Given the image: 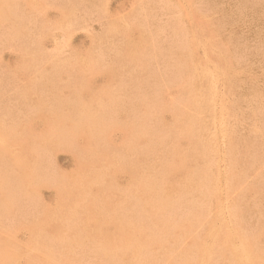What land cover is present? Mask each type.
Masks as SVG:
<instances>
[{"label": "rangeland", "instance_id": "374dc122", "mask_svg": "<svg viewBox=\"0 0 264 264\" xmlns=\"http://www.w3.org/2000/svg\"><path fill=\"white\" fill-rule=\"evenodd\" d=\"M2 1H4L6 3L7 0H0V2H1L0 3V8H1L0 10H2L0 12L2 14V16L0 15V19L2 17L4 18L3 24H2V22H0V24H1V27H0V32H1L0 33V38H1L0 41H1V43L0 44L2 45V47L0 45V47L2 48L0 50V124H1L0 125V128H1L0 139H2L5 143H7L4 140L6 138L8 143L5 145L3 144L4 143L3 141H2L3 143H0L3 145V147H2V145H0V150H2L4 152L3 158L0 155L1 156L0 157V163H1L0 165L3 168L2 169L0 167L1 168L0 173H4V175L3 174L0 175L1 176L0 177V185H1L0 186L1 187L0 192L2 191L0 193V243H2V245H0V251L1 250L3 251L2 253H0V257H1L0 262L2 264H4V263L5 264H27L28 262L33 261V263L31 262L28 264H34V261H35V264H39V263L44 264L46 261L45 264H54V263L55 264H63V263L64 264H72V263L73 264L74 263L82 264L83 262H84L83 264H87V262H89L88 264H90L91 261H93V262L95 261L94 262L95 264H100L101 262L104 261V263H102V264H106V263L109 264V262L112 261L110 264H113V263L117 264L119 261L118 264H137L138 262L141 264H144V263L145 264H150V263L152 264L153 262H154L153 264H167V263L168 264H200V263L202 264V262H203V264H208V263H212V264L213 263L214 264L215 263L216 264H220V263L221 264H224V263L225 264H230V263L231 264H239V260H240V264H259V263L264 264V0H95V2H93L94 0H92V1L91 0H84L82 3H81L82 0L81 1L77 0L79 2L78 4H76L77 1H76V3H74L75 0H74V2H73V0L72 1L71 0H67V1H65V0H39V2H38V0H36L37 3L35 2V0H29V2H28V0L27 1L25 0V2H23V0H17L18 2L16 0H13V1H10L11 6L13 5V7H14L13 9L9 5V3H10L9 0L6 4L3 3ZM14 1H15V3H14ZM21 1H22V3H21ZM85 1H87V2H85ZM96 1H98V2L100 1V5H99V3H96ZM34 2L38 6L40 5L39 6L40 8H44V9L40 10L41 12L38 10L39 9L38 6H36L34 9V6L36 5ZM40 2L41 3L44 2V3L41 4ZM67 2H69L70 4ZM101 2L103 4H101ZM17 3H19L18 4L19 6L20 5L23 6V8L21 6H20L21 8H19L16 5ZM30 3H33V4H30ZM88 3H90V5H88ZM91 3L93 4V7L95 6L96 8L94 7V9H93ZM4 4L7 8H5V6H3ZM28 4H30V5H28ZM80 4H81V7L79 6ZM32 5H34V6H32ZM57 5H59V6H57ZM61 5H62V7H61ZM71 5H72V7H71ZM31 6H32V8H31ZM66 6L67 7L70 6V8L69 7L67 8ZM89 6H91V7H89ZM37 7H38V9H37ZM55 7L57 8V10ZM9 9H11L12 12L15 11V14H14V12L12 13ZM18 9H23L26 11L21 10L19 12ZM30 9H33L36 12H33V10H30ZM61 9L64 11H62ZM58 10H60V11H58ZM71 10L72 11L75 10V12H72ZM87 10L88 11L90 10V12H88ZM3 11L4 12L7 11L8 14L4 13V15H3ZM22 11L25 13H23ZM27 11H30L31 13H29ZM68 11H70V12H68ZM18 12L20 13V16L24 17V20H25L24 22H26L29 26L27 24H25L23 21H22V23H24V25L21 23V20H23V18L18 16V14H19ZM39 12H40L41 17L39 15ZM61 12H62V14H61ZM65 12H66V14H65ZM9 13H10V15L13 14L14 16L15 15L16 16L12 17L13 15H11V17H9L10 16ZM16 13H18V14H16ZM34 13L38 16H36V15L33 16ZM69 13L73 17H71V15ZM77 13H78V15H77ZM89 13H91V14H89ZM22 14H24V15H22ZM26 14H28V15H26ZM60 14L63 15V18ZM64 15H66V16L68 15L67 16L68 19H67V17H64ZM82 15L85 18H82ZM30 16L32 18H30ZM76 16H77V18L75 19ZM27 17L29 19H26ZM33 17H36V19ZM69 17H71V18H69ZM87 17H88V19H87ZM8 18H9V20H11V22L12 21L13 22L12 23L9 22ZM13 18L19 19V20H17V21H19V26H17V27H19V28L21 27L20 30H19V28L15 27L16 25H18L17 24L18 22L16 21V19H13ZM72 18H73V21H71ZM33 19H35V20H33ZM41 19H42V21H40ZM59 19L65 20L64 23L62 22V20H59ZM77 19L80 22L83 19L84 23H83V21L81 23L76 22ZM85 19H87V20H85ZM14 20H15V22H14ZM0 21H2V19ZM7 21L9 23H11L10 24L11 26L7 24L8 23ZM32 21L35 23H33ZM37 21L40 23H38ZM52 21H53V23L56 22L57 24H60V25L59 26L56 25L54 27V26H52V23H51ZM70 21H71V23H70ZM67 22H69V23H67ZM72 22L73 23L76 22L77 24L74 23L73 24L74 26H73ZM13 23H15L16 25L15 24L13 25ZM20 23L22 25H20ZM40 24L42 25V27H44L46 25L45 27H47V28L40 27ZM62 24H65V25L63 26ZM75 24L76 25L83 24V25L75 26ZM84 24H86L87 27L85 26V28H84L83 27ZM3 25H4V28L7 27L9 29L8 30L6 28L7 31H12L13 30L12 28L13 27L15 28L12 32H10L13 34V36H12V34L10 35L9 32L5 31L6 29L3 28ZM48 25H49V28H48ZM70 25L72 27L69 28ZM33 26H37V27L39 26V27L38 28L34 27V29H33ZM50 26H52V27L50 28ZM10 27H12V28L10 29ZM29 27H31V28L28 29ZM64 27H66V28H64ZM73 27H75V28H73ZM77 27H79V28L77 29ZM35 28L37 30L40 29V34H39V31L37 32V30ZM57 28H58V30H57ZM27 29L29 31L25 32V30H27ZM42 29H44L43 30L44 33L42 32ZM16 30H18V32ZM111 30H112V32H111ZM49 31H53L52 35H50L51 32H49ZM63 31H65V32H63ZM29 32H31V33H29ZM35 32L37 33L36 35L34 34ZM41 32H42L43 36L45 34H47V35L49 34V36L46 35V38H44L45 36L43 37L41 35ZM62 32L64 34H62L60 36L59 34ZM101 32H103V33H101ZM2 33L6 34V35L4 36V34L2 35ZM23 33H24V36H21V35H23ZM27 33H28V35H27ZM53 33L54 34L56 33V34L54 35ZM111 33L113 34V36L115 35L114 36L115 38L112 37ZM115 33H117V34H115ZM192 33H193V35H192ZM196 33H198L199 35H197ZM106 34H107V36H106ZM108 34H111V35L109 36ZM8 35L10 37H8ZM29 35H30L31 39H30V37H28ZM33 35L35 36V38H38V40H40L39 36L41 35V38L43 37L42 40H40L41 42L40 41L38 42V40H36L33 37ZM94 35L96 38H97V36H99L97 38L98 40L94 37ZM194 35L197 37H195ZM206 35L209 37L210 40L207 37H205ZM3 36H4V38H3ZM50 36L53 38H51ZM7 37H8V39L9 38L10 39L8 40ZM32 37L34 39H32ZM191 37H192V39H191ZM12 38H15V39H12ZM18 38H20V41H17ZM21 38H23V40ZM106 38H107L106 41H108V42L106 43V41H105L103 43L102 41H104V39H106ZM109 38H110V40H108ZM116 38L117 39L119 38V39L117 40ZM2 39L3 40L6 39L9 42L12 41V43L11 42L9 43L6 40L3 41ZM24 39L25 40L27 39L26 40L27 42ZM90 39H91V41H90ZM13 40H14V42H13ZM29 40L31 42H28ZM34 40H36L39 44H37L36 41L33 42ZM55 40L57 43L55 42ZM204 40H206V41H204ZM197 41L200 42V44ZM201 41L203 42L205 47L202 45ZM5 42H6V44L8 43V46L6 45L7 49L5 47H3V46H5L4 45ZM68 42L70 43L71 48H69L70 45ZM90 42H91V46H92V44L94 46L97 43L94 46L95 49L92 48L93 49L92 52H91V50H92L91 46L88 47V45H90ZM94 42H95V44H94ZM205 42H207V43H205ZM213 42H214V44H213ZM2 43H4V44H2ZM210 43H212L213 45ZM9 44H11V45L13 44L12 47H10L11 45H9ZM27 44L30 46H27ZM35 44H37V46L41 45L42 48H40V47L36 48ZM51 44L53 45V47L51 46ZM99 44L101 46H103V48H104V44L105 45L107 44L105 46V49H104L105 51H103V48ZM24 45H26L25 48L29 47V48H27V52H26L25 48H24L25 50L23 49L24 52L20 51V50H22ZM54 45H56V46H54ZM63 45H65L67 48ZM109 45H113L116 48H114L112 46L109 47ZM191 45H193V47ZM197 45H198V47H197ZM199 45H200V47H199ZM206 45H208V46H206ZM17 46L20 48L17 49ZM96 46H98V47H96ZM202 46L204 47V49H201V48H203ZM31 47L34 48V49L32 48L33 51H31L32 49L30 50ZM43 47H44V49H43ZM87 47H88V50L90 51V53L87 52L88 51V50H86ZM207 47H209L210 50ZM39 48H40V50L43 49L42 50L43 53H41L42 51L36 52ZM45 48L47 50L48 49L50 50L53 48L56 53L53 52V54H52V51H51V54H50L49 50H48V53H49L48 54L47 50ZM212 48H214V49H212ZM9 49L10 50L14 49V50L12 52V51H9ZM28 49H29V51H31L30 53H29ZM56 49L58 52L56 51ZM61 49L63 50V52H61L62 51ZM68 49L69 50L73 49L72 51L77 52V53L69 52ZM106 49H108V50H106ZM17 50H18V52H17ZM203 50L206 52H204ZM84 51H85V53H84ZM98 51L100 53H102V55L100 53H98ZM106 51H109V52H106ZM110 51L114 52V53L112 54ZM202 51L204 53L203 55H202ZM207 51L209 53H207ZM44 52H46V53L44 54ZM78 52H79V54H78ZM103 52H104V54H103ZM63 53L68 54V55L65 56V54L63 55ZM86 53H88V54H86ZM195 53L197 56L195 55ZM217 53L219 55H217ZM28 54H30V56H31L30 58L33 60L32 61L30 59L31 62L35 63L36 61H38V62H40L39 65L36 63L35 64L33 63L35 65L34 66L30 62V66H29L30 68H29L28 65H29L30 60L28 59L29 58ZM76 54L80 58L78 56H76ZM89 54H91L92 56L94 55V58L91 57ZM96 54H99V57ZM19 55L23 59H26L25 62L23 60H21L22 58ZM47 55L49 56L50 61H52L51 63H49L50 61H47L48 60ZM200 55H201V57H200ZM215 55H217V56H215ZM35 56L37 59L35 58V61H34ZM42 56L43 57L46 56V59H44ZM55 56H57V57H55ZM38 57H40V59ZM76 57H78V58L76 59ZM95 57H98V59ZM52 58H53V60H52ZM71 58H75V59H71ZM199 58H202V59H199ZM205 58H207L208 60L206 59L207 60L206 61ZM38 59L41 61H39ZM56 59H57V61H56ZM80 59H82V60H80ZM83 59H85V60L88 59L90 62H88V60H86V62H85V60H83ZM27 60H29V61H27ZM42 60L43 61L46 60V61L43 62ZM202 60H204V61H202ZM210 60H212V61L210 62ZM216 60L217 61L221 60V61H219V63H218ZM63 61H65V65H62V64H64ZM71 61H72V64H71ZM199 61L201 64L203 63L204 65L199 64ZM26 62H28V65ZM53 62H55V63H53ZM56 62H57V66L55 65ZM190 62H191V64H190ZM212 62H213V64H212ZM220 62L223 65H221ZM14 63H15V65H14ZM41 63L42 64L46 63V64H43L44 65L43 69L46 68L45 70L42 69L43 65ZM60 63H62V64H60ZM214 63L217 65H215ZM18 64L20 66H22L21 69L18 67L19 66ZM24 64L27 65V67ZM192 64H194V67ZM205 64L207 65V67ZM211 64L213 65L212 69L210 68V67H212ZM50 65H52L53 67ZM78 65H80V66H78ZM220 65H221V67H220ZM224 65H225V67H224ZM31 66H33L34 68H32ZM39 66L41 67L40 70L38 69ZM55 66L58 68L52 69ZM48 67L51 68L52 70L48 69ZM78 67H81V68H78ZM190 67H192L193 69L192 68L190 69ZM197 67L200 70L203 69V71H199L197 69ZM215 68L216 69L219 68V69L216 70ZM47 69L51 70V71H48ZM189 69H190V71H189ZM205 71H208L210 73L205 72ZM212 71H214V72H212ZM217 71L220 73V75H218L219 73ZM187 72H189V73L187 74ZM224 72L227 74H225ZM42 73H44V74H42ZM45 73H46V75H45ZM204 73H205V76H208V75L209 76L208 77L202 76V75H204ZM214 73H216V74L214 75ZM196 74H198V75H196ZM222 75H226V77L222 76ZM218 76H220V77H218ZM228 77H230V78H228ZM49 78H50L51 82L48 80ZM185 78H186V80H185ZM194 78H196V80ZM209 78L211 81L209 80ZM217 78L221 81L216 80ZM31 79H33V80H31ZM193 80H195V82ZM198 80H200V81H198ZM48 82H49V84H48ZM181 82H183L184 86L181 85ZM201 82H202V85H201ZM214 82H216V83H214ZM186 83H187V85H186ZM206 83L207 84L209 83L210 85H212V87H213L212 83H214L215 87H213V88L214 89L216 88L215 90H217V91L214 90L216 93L212 90V87L209 84L207 85ZM230 83H231V85H230ZM107 84H108V86H107ZM219 84H221V85L219 86ZM225 84H226V86H223ZM115 85H117L118 87L116 88ZM194 85H196L197 88L196 87L194 88ZM204 85H205V87L209 86L210 88L209 87L205 88ZM228 85H230V88ZM189 86H191V87H189ZM198 86H199V88H198ZM200 87H203L204 93H202V89ZM217 87H218V89H217ZM185 89H186V92L188 94L194 95V96H191L192 98L194 97L193 99L190 96H188V94L186 92L185 93L183 92ZM189 89H190V92H189ZM196 89L199 90V93H198V91H196ZM205 89H207V90H205ZM32 91L34 93H32ZM209 91L215 94V95L213 94L215 96V98H214V96L212 97V94ZM193 92L197 93V95L192 94ZM92 94L93 95L97 94L99 96L98 97H97V95L93 96ZM101 94L106 98H104ZM206 94L208 95V97L205 96ZM36 95L42 96L41 101H40V99H38V97L40 98V96L37 97ZM85 95L86 96L88 95V96L86 97ZM201 96L204 97L205 99L202 98ZM217 96H220L221 98L217 97ZM49 97L51 100L48 99ZM197 97L198 98L201 97L200 100H198ZM206 97H207V101H209V102H206ZM43 98H45V99H43ZM85 98H87V99H85ZM212 98H213V100H212ZM222 98H225V99H222ZM31 99L32 100L34 99L33 102L35 101V104L37 103V105H35ZM79 99H80V101H79ZM191 99H192V101H194L195 105L192 103ZM202 99H203V101H202ZM96 100L98 101V103L96 102ZM187 100H188V102H187ZM45 101H47V103ZM93 101L95 102V104ZM109 101H110V103H109ZM189 101H191V103ZM196 101L198 102L197 104H196ZM50 102L52 105L50 104ZM214 102H215V104H214ZM53 103H57V105H53ZM106 103L108 106L106 105ZM185 103H188L189 107H188V104H185ZM46 104H48V105H46ZM58 104H59V106H58ZM113 104H116V105L114 106ZM199 104L202 107H199ZM218 104L221 106L220 111L218 108L219 107ZM49 105H50V107H52L51 109H50ZM89 105H91V106H89ZM99 105H101V106L99 107ZM190 105L194 108H192ZM204 105H205V107H203ZM211 105H213L214 107ZM53 106H55V107H53ZM186 106L188 109L190 107L193 109V110L190 109L191 110L190 114L189 113L187 114V112H185V111L189 112V110L184 111V108L187 109ZM59 107H60V111H59ZM74 107L76 109V112L74 110ZM48 108H49V110H48ZM56 108H58V109H56ZM99 108H101V109H99ZM196 108H198L199 110ZM212 108L213 109L215 108L214 112H213ZM45 109H46V111H45ZM205 110L207 112L209 111L210 113L209 112L207 113ZM183 111H184V113H183ZM199 111H202V112H199ZM38 112H41V113H38ZM42 112H45V113H42ZM63 112H65V113H63ZM72 112L73 113L75 112V113L72 115ZM86 112H89V113H86ZM178 112H179V114L180 113L184 114L183 117L185 116V113H186L188 115L185 118L186 120L183 117H181L182 116L181 114H180L181 116H179V114H177ZM218 112H219V114H218ZM61 113L63 115H61ZM67 113H70V114H67ZM93 113H94V116H93ZM195 113L198 115V120H197V115H195ZM37 114L41 116V119L38 120V118H40V117L35 116ZM65 114H67L68 116L66 115V117H65ZM79 114H81L82 117L79 116ZM172 114H174V115L171 118L170 116ZM54 115H56V117ZM74 115H75V117H73ZM33 116L35 119L34 118L32 119ZM53 116L55 118H53ZM57 116H61V117L59 118ZM71 116H72V118H71ZM77 116H79L78 117L79 119L77 118ZM88 116L91 118H87ZM190 116H191V118H190ZM83 117H85V118H83ZM94 117L96 119H94ZM175 117L177 119H175ZM187 117H189V118H187ZM18 118H19L20 123L17 120ZM46 118H48L49 120H47ZM81 118H82V120H81ZM173 118H174V120H173ZM179 118L180 119L183 118L180 120L182 123L180 121H179L180 123L178 122ZM193 118L196 120L194 121ZM214 118H216V119H214ZM20 119L21 120L23 119V120L21 121ZM26 119L28 122L26 121ZM62 119H64V121ZM92 119L95 120L96 122H92ZM41 120H43V121H41ZM68 120L71 123L68 122ZM210 120H212V121H210ZM78 121L80 123H78ZM170 121H171V123H170ZM174 121H175V123H173ZM185 121L187 123H185ZM204 121L206 122V125H205L206 127L204 126V124H205ZM44 122L46 125L43 124ZM210 122H211V124H210ZM76 123H78V125H76ZM93 123H95V124H93ZM183 123H185L184 129H183ZM191 123H192V125H191ZM196 123H198L199 125H197ZM186 124L189 127L188 126L186 127ZM200 124H201V126H200ZM193 125L196 127L194 128ZM42 126H44V127H42ZM170 126H174V127L173 128L171 127L172 129H169ZM191 126H193L192 131H191ZM166 127H169V128H166ZM199 127H202V128L204 127V128L202 129ZM40 128H43L45 131L48 130L47 133H45V131L43 129H40ZM85 128H86V130H85ZM210 129H211V131H210ZM80 130L84 133V135L81 132V134H79V136H78V133H80ZM169 130H171V131H169ZM195 130L196 131L198 130V132H196ZM179 132H180V134H179ZM210 132L212 133V135ZM221 132H222V134H221ZM3 133H5V134L3 135ZM43 133L49 134V135H47V137L49 139H51L52 141L48 140V138H45L46 135ZM199 133L201 135H199ZM207 133H208V135H206ZM215 133L217 136H215ZM204 134H205V136H203ZM213 134H214V136H213ZM29 135L31 137H33L34 139L31 138ZM59 135L61 137L62 136L63 137L60 138ZM81 135H83V136H81ZM177 135H179V136L176 138L175 136H177ZM180 135H182V136L180 137ZM196 135H198V136H196ZM2 136H4V137L2 138ZM50 136L52 138H50ZM80 136L82 137V139ZM141 136H144V137H141ZM189 136H193V138H191ZM37 137L40 140L36 139ZM146 137H148V138H146ZM136 138H138V139H136ZM178 138H180V141ZM184 138H186V139H184ZM190 138L192 140L194 139L193 140L194 142L191 141ZM212 138H213V140H212ZM122 139H124V141H122ZM203 139H204V141H203ZM215 139H218V140L215 141ZM32 140H33V142H32ZM57 140H59V142ZM125 140H126V142H125ZM175 140H177V142H174ZM35 141H37V142H35ZM136 141L139 143V144H137L138 147L136 146ZM199 141H201L202 143L205 141L206 142H205V144L204 143L201 144V142H199ZM211 141H212V144H211ZM0 142H1V140H0ZM169 142H171L172 144H170ZM55 143H57V144H55ZM156 143L159 145V147ZM180 143H181L182 147L180 146ZM194 143H196V144H194ZM25 144L28 145V147L30 146L28 151H26L28 149V147ZM83 144H85V146ZM192 144L195 146H193ZM226 144H229V145L226 146ZM121 145L125 146L126 148H123ZM176 145L178 146V148L179 147L181 148V151H179L176 148L177 147ZM212 145H213V147H212ZM16 146L19 148L17 149ZM117 146H118V148L121 147V150L122 149L123 150L121 151L119 148L120 152H118ZM129 146H130V149H129ZM215 146H217V147H215ZM170 147H171V150H170ZM184 147H186V148H184ZM195 147H197V148H195ZM204 147L205 148L207 147V148L205 149ZM214 147H215V149H214ZM3 148L8 149V150H3ZM114 148L116 149V152H115ZM137 148H138V150H136ZM154 148H155V150H154ZM191 148L193 151V152L192 151L191 152L192 153L195 152L194 153L195 156L193 154H189L191 152L188 150H191ZM231 148H233V149L231 150ZM13 149H15V150H13ZM31 149L33 152V156H32V153L30 151ZM37 149H38L39 153L37 152ZM40 149L44 150V151H41ZM140 149H142V152ZM164 149L167 151L168 154L166 152H164ZM199 149H201V150L199 151ZM202 149L203 150L205 149L204 151H206V152L203 153ZM224 149H226L227 151ZM20 150H23V151L21 152ZM24 150L26 152H24ZM157 150H158V152H157ZM160 150H161V152H160ZM172 150H174L176 153ZM212 150H214V151L216 150L215 151L216 153ZM6 151H9V152L5 153ZM134 151L135 152L137 151L138 153H135ZM139 151H140V153H139ZM143 151H145L146 153ZM177 151L180 153L181 152L187 153L190 156L187 154H185V156L178 154ZM27 152H30V153H28L30 155L26 154ZM110 152H113V153H110ZM170 152L172 155H169ZM212 152L214 153V155L212 154ZM218 152H220V153H218ZM14 153H16L18 155L19 159H20V157L23 158V159L21 158V160H20L21 161L20 163L23 165H21L18 162V160H16V159H18V157H16L17 155ZM141 153L142 154L144 153V155L146 157L143 156ZM163 153H164V155H163ZM174 153L177 154L178 156L175 155ZM221 153H223V156ZM0 154H2L1 151H0ZM11 154L13 156L15 155V157H13ZM115 154L117 155L116 157H115ZM140 154H141V156H140ZM160 154L163 157L161 156L158 158L157 155L160 156ZM199 154H201V155H199ZM207 154H209L211 159L207 156ZM34 155H35V157H34ZM108 155L109 156L111 155L112 157L110 158ZM135 155H137L138 157ZM168 155L171 157H169ZM179 155L182 157L181 160H180V158H177V157H180ZM186 155H187V157H186ZM197 155H198V157L199 156L200 157L198 158ZM218 155H220V157ZM37 156H39V157H37ZM172 156H175V158H172ZM183 156L185 157V159L189 158L191 163L188 162L187 159L185 160ZM201 156L203 157V160H201L202 159ZM30 157L32 160L30 159ZM87 157H88V160H87ZM134 157L137 158L136 160H138V161H135ZM9 158L11 159V161ZM37 158H39L42 161L40 162V160H38ZM94 158H95V160L96 159L98 160V161L97 160L95 161V165L92 164ZM214 158L219 159V160L216 161V160H214ZM108 159L109 160L112 159V162L109 161ZM114 159H115L116 163H115ZM123 159L124 160L126 159V161L124 162ZM143 159L147 160V161H143ZM182 159H184L183 161H185L186 163H184L182 161ZM207 159H209L210 161H208ZM3 160H4V162H3ZM13 160H14V162H13ZM25 160L26 161L29 160V162L32 161L33 163L31 162V166H32V164H34V166L30 167V164H28L29 162H26ZM79 160H81V161H79ZM89 160H90V162H89ZM91 160H92V163H91ZM154 160H156V161H154ZM199 160H200V163H198ZM85 161H87L88 164L91 163L88 166V168H90V169H88L86 167L88 164L85 163ZM118 161H121V162L118 164ZM128 161H130V162H128ZM134 161H135V163H134ZM176 161L177 162L179 161L178 164L181 165L180 167H179V165H176L177 164ZM230 161H232V164ZM11 162L14 164H15V162H18L20 165L17 163V164H15V166H13V164ZM81 162H84L85 165H84V163L81 164ZM96 162H98V163H96ZM136 162L140 166V169H139L138 165L136 164ZM141 162L143 163V167H141L142 166ZM145 162H146V164H145ZM180 162L181 163L183 162V166H185V167L190 164L189 165L190 167L188 166L187 168L184 169V167L182 166V164H180ZM193 162H196V163H193ZM26 163H27V165H25ZM35 163H37V165H35ZM100 163L102 166L98 165ZM154 163L155 164L157 163V164L155 165ZM76 164H77V166H76ZM80 164H81V167L83 165V167H86V168L82 167L83 168V170H82V168L80 167ZM111 164H112V166H111ZM114 164H115V166H118V165H120L121 167L124 166L123 167L124 170H121L122 168L120 166H118V168L116 167L118 170L117 171L116 168L113 167ZM133 164H135L136 166L135 165L133 166ZM164 164H165V166L167 165L166 167H169V169H166V167H164ZM171 164L175 165L178 168L176 169L173 166L175 169V171H173V167ZM193 164H195V165H193ZM196 164H198V165H196ZM229 164H231L232 166ZM16 165H18L17 166L18 168L19 167L21 168V166L23 168V166H24L25 170H24V168L23 169L21 168L22 171H24V175H23L21 169L17 170ZM4 166L6 167V170H5ZM109 166H111V167H109ZM161 166H162V168H161ZM201 166H202V168H201ZM228 166H229V168H228ZM78 167L82 171L78 170ZM148 167L150 169H148ZM206 167H207V169H206ZM32 168L33 169L35 168V171ZM95 168H97L96 171H95ZM113 168H114V170H113ZM136 168H137V172H132V170L134 171V169L136 171ZM182 168H183V171H182ZM7 169H9V170H7ZM125 169H127V171ZM130 169H131V171H130ZM154 169H159V170L157 171ZM204 169H206L207 173L205 172ZM213 169H214L215 174L213 172ZM229 169L230 170L232 169L231 171L233 173L231 171H229ZM2 170L4 172H2ZM15 170H16V172H15ZM77 170L80 171L82 174L84 173V176L80 175L81 173L77 172ZM107 170H110L109 172L113 171L114 174H113V172H112V174L109 173ZM128 170L130 173L128 172ZM138 170H140V171H138ZM169 170L172 171V173ZM220 170H223V171L225 170V172L226 171L227 172L224 173L223 171H220ZM7 171L10 172L11 176L8 175ZM13 171L15 172V175H14ZM32 171H34V172H32ZM150 171H152V172H150ZM155 171H157L156 172L157 174L159 173V174L163 175L164 178L162 176L159 177L158 175L154 174L153 172H155ZM201 171H203V172L201 173ZM228 171H229V176L226 177V175L228 174ZM98 172H100V173L98 174ZM106 172H108V174ZM138 172H140L142 175ZM166 172H167V175L165 174ZM198 172H200L201 177H199ZM208 172L210 175L208 174ZM216 172H218V173L216 174ZM75 173H77V174H75ZM152 173H153V175H152ZM202 174H203V176H202ZM75 175L77 177L79 176L78 179ZM101 175H102V177H101ZM112 175H114L115 177ZM130 175H131V177H130ZM138 175H141V176L146 177V178H143V177L138 176ZM165 175H166V177H165ZM217 175H218V177H217ZM25 176H28V177L25 178ZM167 176H168V178H167ZM178 176H181L182 180H180V177L178 178ZM206 176H208V177L206 178ZM20 177H22V179ZM58 177H60V178H58ZM72 177H74L75 180H74V178L70 180V178H72ZM87 177H90V179ZM111 177L114 181L111 179ZM83 178H84V180L82 181ZM107 178H109V180ZM136 178H138V179H136ZM139 178H140V180L142 179V182L139 180ZM157 178L161 182H159V180ZM229 178L231 179V181ZM3 179H5V180H3ZM26 179H28L29 182ZM88 179L92 183L94 182L93 183L94 185L92 183H90ZM77 180H78V182H77ZM172 180H174V181H172ZM175 180H177V181H175ZM196 180H197V182H195ZM203 180L205 181V183ZM224 180H225V182H224ZM2 181L4 183H2ZM31 181H32V183H31ZM99 181L102 183H99ZM105 181H108V183ZM133 181H134V183H133ZM149 181L152 183H156V184L149 183ZM156 181L158 183H160L161 185L158 184ZM206 181H208V182H206ZM6 182L9 186L5 185ZM23 182H25L26 184L24 183V185H23ZM69 182L74 184L77 187L78 191L73 185H69L70 184ZM103 182L107 183V184H105L106 186L104 185L105 186L104 188H103V185L102 186L100 185V184H103ZM163 182H165V183H163ZM172 182H174V183L177 182V183L175 185ZM214 182H215V184H214ZM57 183H58V185L56 186ZM59 183H61V187H60ZM140 183H143V184H140ZM180 183H182V184L180 185ZM225 183H226V185H225ZM28 184H29V186H28ZM78 184H79V186H78ZM134 184H136V186ZM137 184H138V187H137ZM167 184H169V185L172 184V185L167 186ZM173 184H174V187H176V188H173ZM177 184H179L180 186ZM193 184H194V186H191ZM227 184L229 185V187ZM25 185H26V187H25ZM30 185H32L31 189H33V191H30V192H33V193L29 192L30 189H28V187L30 188L31 187ZM62 185H63V188H62ZM65 185H67V186H65ZM98 185L100 186V188ZM142 185L144 186V188ZM3 186H5V187H3ZM6 186H8V187H6ZM15 186H17V187H15ZM71 186H73V187H71ZM89 186L90 187L94 186L95 188L98 189V191L94 187L90 188ZM132 186H134V187H132ZM165 186H167V187H165ZM35 187H36V189H35ZM58 187H60V189ZM68 187H69V190H66V189H68ZM85 187H87L88 190ZM106 187L108 190L106 189ZM126 187H127V189H126ZM130 187H132V188L130 189ZM227 187L229 188V190ZM6 188H7V191H6ZM25 188H27V189H25ZM80 188H81V191L79 190ZM84 188H85V190H84ZM101 188H103L104 190ZM109 188H110V190H109ZM133 188H135V189H133ZM147 188H149V189H147ZM2 189H4V190H2ZM56 189L59 192L56 191ZM136 189H137V191H136ZM220 189H221V191L218 194V190H220ZM64 190L66 191V193ZM82 190L84 191L83 194H82ZM105 190L107 191L106 193H105ZM119 190H120V192H119ZM173 190H175V191H173ZM225 190L227 191V193L224 192ZM3 191H5L6 193ZM61 191L62 192L64 191V192L61 193ZM90 191L92 194H90ZM102 191H103V193H101ZM183 191H184V193H183ZM192 191H193V193L194 192L195 193L193 194ZM69 192L72 193V194L70 193L71 196L69 195ZM75 192H76V195H75ZM99 192H100V194H98ZM137 192H139V193H137ZM201 192L203 193L204 196L206 194L208 195L207 199L209 198L210 202L208 200H206V196L202 197L203 195ZM64 193L67 194V196ZM87 193H89V194L87 195ZM104 193L107 196H105ZM126 193H127V195H126ZM134 193H136V194H134ZM143 193H144V195H143ZM155 193H157V194H155ZM196 193L198 195V196L196 195L197 197L195 196ZM215 193H217V195ZM223 194H224V196H223ZM102 195L105 197H103ZM123 195H124V197H123ZM148 195H149V197H148ZM154 195H155V197H153ZM183 195H185V196H183ZM75 196H76V198H75ZM82 196H84V197H82ZM116 196H118V197H116ZM132 196H134V198ZM135 196H136V198H135ZM140 196H144V197H140ZM188 196L190 197V199ZM215 196H216V198H214ZM63 197H65V198H63ZM67 197L72 198V199H68ZM86 197H88V198H86ZM95 197H96V200H95ZM61 198H63V202H62ZM77 198H78V200H77ZM84 198H85V200H84ZM117 198H119V199H117ZM150 198H152V199L150 200ZM176 198H178V200H176ZM65 199H67V200H65ZM97 199H101V200H97ZM102 199H104V200H102ZM106 199H108V200L110 199V200L107 201ZM133 199L137 200L138 203H137V201H135ZM142 199H143V201H142ZM166 199H167V202H166ZM173 199H174V201H173ZM197 199H199V200L197 201ZM64 200L66 201V203H68V200H71L72 202L71 201H69V202L73 203V206L71 203L66 204ZM111 200H112V202H110ZM162 200L164 203L161 202ZM169 200H170V202H169ZM184 200H185V202H184ZM85 201H87L89 203V206H88V203ZM89 201L93 204H91ZM207 201H208V203L206 205ZM105 202H107V203H105ZM131 202L133 204H131ZM165 202L168 204H166ZM175 202H176V204H175ZM215 202L217 204L219 203V205L220 204L221 205L220 206L214 205V204H216ZM95 203H97V206L95 205ZM98 203H100V205L102 204L101 205L102 207ZM196 203H198L197 204L198 206L196 205ZM60 204L62 206L64 204H66L63 206V208L65 207L64 210ZM78 204L79 205L81 204V205L79 206ZM138 204H139V206H135ZM204 204L206 206H204ZM67 205H69L68 208H67ZM76 205L81 207V209L79 207H77V210L78 209L79 210L76 211V209H75ZM85 205L88 206V209H87V207H85ZM189 205H191V206H189ZM194 205H196L197 207ZM60 206H61L62 210L58 209V208H60ZM130 206H133L136 208L138 207L137 209H139V210L136 211V209L134 210V208L130 207ZM170 206H172L173 209ZM199 206L202 209H199ZM202 206H204L205 208H203ZM103 207L106 210H104ZM147 207H148V209H147ZM168 207H170V208H168ZM206 207H208V208H206ZM84 208H85V210H84ZM167 208L170 210H168ZM217 208H222V209L220 210ZM68 209L69 210L71 209V210L69 211ZM91 209H93L94 211H92ZM110 209H112V210H110ZM165 209L169 213H167L165 211ZM171 209L173 210V212ZM203 209H204V211H203ZM65 210H67V212ZM81 210L85 211V212L81 213L82 212ZM100 210H102L103 212ZM141 210H143V212ZM200 210H201V212H200ZM58 211H61V212H58ZM86 211L87 212L89 211L86 214L87 217H86V215L82 216L81 214H85ZM90 211H92V212H90ZM134 211L138 214H134L135 213ZM156 211L159 213V215H158V213H156ZM170 211L173 214H171ZM206 211H207V215L209 212V215H208L209 218L207 217V215H205ZM62 212H64L65 214L64 213L62 214ZM75 212H77V213L75 214ZM94 212H95L96 216H95ZM129 212H131V213H129ZM162 212H163V214H162ZM176 212H177V214H176ZM58 213H59V215H58ZM68 213H70V214L72 213V214L69 215ZM89 213H90L91 217L88 215ZM144 213L147 215H145ZM236 213H237V215H236ZM67 214H68V216H67ZM78 214L81 216H79ZM139 214H140V216H136ZM143 214H144L145 218H144V216H142ZM194 214L196 217L194 216ZM200 215H202L203 218ZM43 216H46L45 218L47 220L50 217L49 220L51 223H49L47 220H45V218H43ZM62 216L65 217L64 218L65 220L62 219ZM88 216L90 219H88ZM155 216H156V218H155ZM70 217H72V218H70ZM75 217H76V219H73ZM138 217H140V219ZM141 217L143 220L141 219ZM94 218H96V219L98 218V219L96 220ZM151 218H152V220H151ZM159 218H160V220H159ZM206 218H208V219H206ZM233 218H234V220H233ZM60 219H62L60 223L63 226L61 224H58ZM103 219H105L106 222H104ZM145 219H146V221H145ZM154 219L156 221H154ZM161 219H163V220H161ZM181 219H182V221H180ZM205 219H206V221H204ZM235 219H237L238 221ZM88 220H90V221H88ZM46 221H47V223L45 224ZM64 221H65V223H64ZM77 221L79 223H77ZM84 221H86V222H84ZM94 221H95V223H94ZM102 222L106 223V224L103 225ZM200 222H201V224H200ZM74 223H76L77 225H75ZM82 223H84V226L82 225ZM85 223H88L90 225L85 224ZM147 223L149 224L148 226H146ZM228 223L230 225H228ZM29 224H31V225L34 224V227H32V226L29 227ZM51 224H54L55 226L51 225ZM64 224H66V225H64ZM232 224H234V225H232ZM49 225H51V226H49ZM159 225H161V227ZM167 225H168V228H166L167 229L166 230L164 228L167 227ZM179 225H180V228H179ZM182 225H184V227ZM189 225L190 226L193 225L192 229ZM44 226H45V230H44ZM64 226L66 227V229ZM87 226L89 227V229ZM229 226H230V228H229ZM56 227H58V229H60V230L55 231V229H57ZM69 227H70V229H69ZM76 227H78L79 229H77ZM128 227L130 228V230ZM150 227H152V229ZM181 227L184 228V229L182 228L183 231H182ZM214 227H215V229H214ZM74 228H75V230H74ZM85 228H87V229H85ZM147 228H150V229H147ZM169 228H170V230H169ZM157 229L159 230L160 233H158ZM216 229H218L220 231H218ZM237 229H239V230H237ZM2 230H4V231H2ZM42 230H43V232H42ZM46 230H49V232ZM52 230H54V231L51 232ZM76 230H78V231H76ZM86 230H88V231H86ZM89 230L91 232L95 231L94 234L97 232L96 235H94V237H93V233L89 232ZM110 230H112V231H110ZM164 230H166L168 233H166V231H164ZM212 230H214V231H212ZM229 230H231V231H229ZM59 231H60V233H59ZM83 231L87 232L88 236H87V233H83ZM171 231H172V233H171ZM200 231H202V234H200L201 233ZM173 232L174 233L178 232V233L174 234ZM214 232H215V234H214ZM217 232H219V234H217ZM229 232H230L231 236H230V234H228ZM41 233L44 235V237H46V236L47 237L46 238L41 237V235H42ZM76 233H77V235H76ZM81 233H83L84 235H82ZM119 233H121V234H119ZM124 233L126 234V235H124L125 237L123 236ZM36 234H38V237H40V238H37ZM49 234H51V235H49ZM89 234H91L90 238H89ZM111 234L113 237L111 236ZM161 234H163V235L160 236ZM192 234H193V236H192ZM205 234H206V236H205ZM103 235H104V237H103ZM115 235H116V237H115ZM121 235L123 237H121ZM219 235H220V237H219ZM57 236H58V238H57ZM91 236H92V238H91ZM172 236L174 238H172ZM201 236H202V238H201ZM215 236H216V238H215ZM232 236L234 238V241H233ZM238 236H240V237H238ZM64 237H66V238H64ZM148 237H150V239ZM159 237H162L163 239L162 238L160 239ZM210 237H211V239H210ZM47 238H48V240H52L53 246L50 245L51 241L46 242ZM156 238L159 239V242H158V240L156 241ZM170 238H171V240H170ZM175 238H177V240H175ZM190 238H192L193 242H191L192 240ZM194 238H195V240H196V238L198 239V240H196L197 243L195 242ZM206 238H208V239H206ZM244 239H246L247 241ZM79 240H80V242H78ZM93 240H95V241H93ZM119 240L121 241V243ZM166 240H167V242H166ZM169 240L172 242H170ZM207 240L208 241L210 240V241L208 242ZM213 240L214 241L216 240V241L214 242ZM58 241H60V243H58ZM107 241L109 244L107 243ZM116 241L118 244H116ZM251 241L253 242V244L251 243ZM10 242H11L12 246L10 245ZM32 242L35 244H33ZM42 242H45V243H42ZM72 242H75V243L73 244ZM94 242H96V243H94ZM204 242H205V244H204ZM243 242H245V243H243ZM13 243H15V245L18 243L19 248L16 247L17 245L14 246ZM66 243L69 245H66ZM167 243H170L171 245H169ZM215 243H217L216 245H218V244L219 245L216 246V245H214ZM233 243L235 245H233ZM6 244H9V245H6ZM25 244H26V246H25ZM29 244L30 245L32 244V246H30ZM89 244L93 245V246L91 247V246H89ZM113 244H115V245H113ZM158 244H159V246H158ZM160 244H162V245H160ZM220 244L222 245L221 247H220ZM56 245H58V246H56ZM84 245H86V246L84 247ZM213 245H214V249H213ZM253 245H255L256 247L254 246L255 247L254 248ZM27 246H30V247H27ZM54 246H55V249H54ZM75 246H76V248H75ZM102 246H103V248H102ZM135 246H136V248H135ZM223 246L225 248H223ZM228 246H229V248L231 247L230 250H229ZM236 246H238V247H236ZM23 247H25V248L27 247V248L25 249ZM63 247H64V249H63ZM78 247L81 249L80 251H82V249L84 247L83 251L80 252L78 250ZM97 247H98V250L100 252L103 251V254H102V252L100 254V252L95 249ZM109 247H110V249H109ZM149 247H153V248L148 249ZM217 247L223 248V250L224 249L226 250V247H227V250L223 251L221 249L223 252L220 249L215 250ZM16 248L18 249V251ZM43 248H44V250H43ZM46 248H49L47 250H50V252L47 251ZM57 248H59L60 250L58 249L59 250L58 251ZM72 248H73V250H71ZM139 248H140V250H139ZM12 249H14V251H12ZM19 249L21 250V252H19L20 251ZM85 249H86V252L88 250V253H85V251H84ZM100 249H103V250H100ZM134 249H135V251H133ZM255 249H256V252H255ZM35 250L37 251V253ZM41 250H43V251H41ZM54 250H56V251H54ZM64 250H65L64 253L61 252ZM77 250L79 253L75 252ZM112 250H113V252H112ZM144 250L147 252H144ZM166 250H167V252H166ZM206 250H207V252H206ZM96 251L99 253V257L97 255L98 253ZM159 251H160V253H159ZM13 252H15V255ZM16 252H19V254L17 255ZM32 252L34 254H32V256H31ZM54 252H56V254H58V256ZM89 252H91V254H89ZM128 252L132 253V254L135 253V254L132 255V254H129ZM140 252H141V254H140ZM152 252H155V253L152 254ZM201 252L203 254H201ZM214 252L215 253L218 252L217 255L220 253L223 256H221L219 254L218 255L220 257L219 258ZM11 253H13V254L11 255ZM40 253H43L44 255L41 254V256H40ZM70 253L72 255L74 254V256L70 255ZM80 253L83 255L86 254L85 260L84 259L82 260V258L84 256H82ZM107 253H109V256L111 258H109ZM127 253H128V255H127ZM166 253L168 255H166ZM253 253H254V255H253ZM1 254H4V255H1ZM77 254L81 255V257L78 256ZM93 254L97 255V256H93ZM125 254L127 255V257H125ZM13 255L15 256V258H13ZM20 255H21V257H20ZM23 255H24V257H23ZM34 255H36V258ZM89 255H92V257ZM101 255H104V256L102 257ZM129 255H130V257H128ZM143 255H145L146 258ZM159 255H160V257H157ZM210 255H212V256H210ZM4 256H5V258H4ZM9 256L11 258H9ZM16 256H18V257H16ZM28 256L30 259L28 258ZM42 256H45V258ZM87 256H89L91 259L88 258ZM106 256H108V258L104 259V257H106ZM114 256L118 257V258L116 257L117 260ZM148 256L150 259H148ZM48 257L50 259H47ZM70 257H72V258H70ZM202 257H203V259H202ZM208 257H209V259H208ZM19 258H20V260H19ZM76 258H78V259H76ZM92 258H94L96 260H94ZM113 258H115V259H113ZM129 258H131L132 260H130ZM160 258H163L162 260L163 261L165 260V261L163 262ZM167 258L169 259V261ZM211 258H213V259H211ZM228 258H230V259H228ZM4 259H5V261L7 260L9 263H7V261L3 263L2 261H4ZM8 259H10V260L12 259V261L14 263L12 261H9ZM71 259H72V261H71ZM88 259H90V261ZM97 259H99V260H97ZM106 259H110V260H106ZM253 259H254V261H253ZM61 260H62V262L66 261V263L65 262L62 263ZM123 260H125V261L123 262ZM159 260H161L163 263L159 262ZM218 260H219V262H218ZM226 260L231 261V262H227ZM85 261H86V263H85ZM97 261L98 262L100 261V262L97 263ZM130 261H132V262H130ZM234 261H235V263H234ZM93 262L91 264H94Z\"/></svg>", "mask_w": 264, "mask_h": 264}, {"label": "bare ground", "instance_id": "6f19581e", "mask_svg": "<svg viewBox=\"0 0 264 264\" xmlns=\"http://www.w3.org/2000/svg\"><path fill=\"white\" fill-rule=\"evenodd\" d=\"M10 1H13V0H9V2H10ZM16 1H17V0H16ZM26 1H27V0H26ZM65 1H67V0H65ZM71 1H72V0H71ZM76 1H77V0H75V2H74V0H73L74 3H76ZM78 1H79V0H78ZM78 1H77L76 4L79 3ZM80 1H81V0H80ZM83 1H84V0H82L81 3H82ZM91 1H92V0H91ZM2 2L5 3L4 1H2ZM7 2H8V0H7ZM7 2H6V3H7ZM17 2H18V1H17ZM23 2H25V0H23ZM28 2H29V0H28ZM35 2H36V0H35ZM35 2H34V3H35ZM38 2H39V0H38ZM44 2H45V1H44ZM44 2H42V3H44ZM85 2H87V1H85ZM88 2H89V1H88ZM93 2H95V0H94ZM0 3H1V2H0ZM6 3H5V4H6ZM14 3H15V1H14ZM21 3H22V1H21ZM21 3H20V4H21ZM36 3H37V2H36ZM36 3H35V4H36ZM40 3H41V2H40ZM42 3H41V4H42ZM46 3H47V2H46ZM60 3H61V2H60ZM67 3H69V2H67ZM96 3H99V5H100V1H99V2L96 1ZM5 4H4L3 6H5ZM18 4H19V3H17L16 5H17L19 8H21V7L23 8V6L20 5V6H21V7H20ZM23 4H24V3H23ZM30 4H33V3H30ZM30 4H28V5H30ZM64 4H65V3H64ZM69 4H70V3H69ZM72 4H73V3H72ZM101 4H103V3L101 2ZM1 5H2V4H1ZM9 5L11 6V2L9 3ZM25 5H26V4H25ZM46 5H47V4H46ZM46 5H45V6H46ZM59 5H60V4H59ZM59 5H57V6H59ZM67 5H68V4H67ZM74 5H75V4H74ZM85 5H86V4H85ZM88 5H90V3H88ZM88 5H87V6H88ZM91 5H92V7H93V4H92V3H91ZM94 5H95V4H94ZM97 5H98V4H97ZM99 5H98V6H99ZM10 6H9V7H10ZM14 6H15V5H14ZM32 6H34V5H32ZM32 6H31V8H32ZM36 6H38V5L36 4V5L34 6V9H35ZM39 6H40V5H39ZM39 6H38V7H39ZM45 6H44V7H45ZM51 6H52V5H51ZM79 6L81 7V4H80ZM87 6H86V7H87ZM38 7H37V9H38ZM42 7H43V6H42ZM52 7H53V6H52ZM61 7H62V5H61ZM63 7H64V6H63ZM66 7H67V6H66ZM68 7L70 8V6H68ZM68 7H67V8H68ZM71 7H72V5H71ZM73 7H74V6H73ZM84 7H85V6H84ZM89 7H91V6H89ZM94 7H95V6H94ZM94 7H93V9H94ZM5 8H7V7L5 6ZM5 8H4V9H5ZM11 8H12V9L14 8L13 5L11 6ZM16 8H17V7H16ZM55 8H56V7H55ZM95 8H96V7H95ZM0 9H1V8H0ZM2 9H3V8H2ZM43 9H44V8H40V7H39L38 10L40 11V10H43ZM84 9H85V8H84ZM9 10L11 11V9H9ZM18 10H19V12H20V11L23 10V9H18ZM27 10H28V9H27ZM30 10H33V9H30ZM56 10H57V8H56ZM61 10H62V9H61ZM69 10H70V9H69ZM1 11H2V10H0V12H1ZM10 11H9V12H10ZM23 11H26V10H23ZM23 11H22V12H23ZM58 11H60V10H58ZM62 11H64V10H62ZM71 11H72V10H71ZM87 11H88V10H87ZM87 11H86V12H87ZM11 12H12V11H11ZM13 12H14V14H15V11H13ZM13 12H12V13H13ZM16 12H17V11H16ZM19 12H18V13H19ZM22 12H21V13H22ZM27 12L31 13L30 11H27ZM33 12H36V11L33 10ZM40 12H41V11H40ZM40 12H39V15H40ZM68 12H70V11H68ZM72 12H75V10L72 11ZM88 12H90V10H89ZM4 13L8 14L7 11H5V12L3 11V15H4ZM18 13H16V14H18ZM23 13H25V12H23ZM32 14H33V13H32ZM32 14H31V15H32ZM61 14H62V12H61ZM61 14H60V15H61ZM63 14H64V13H63ZM65 14H66V12H65ZM67 14H68V13H67ZM69 14H70V13H69ZM87 14H88V13H87ZM89 14H91V13H89ZM0 15L2 16L1 13H0ZM9 15H10V13H9ZM11 15H13V14H11ZM11 15H10L9 17H11ZM22 15H24V14H22ZM26 15H28V14H26ZM29 15H30V14H29ZM35 15H36V14L34 13L33 16H35ZM70 15H71V14H70ZM77 15H78V13H77ZM15 16H16V15H15ZM15 16L13 15L12 17H15ZM18 16H20V13L18 14ZM36 16H38V15H36ZM61 16H62V18H63V15H61ZM67 16H68V15H67ZM67 16L64 15V17H67ZM20 17L23 18V20L20 19V20H21V23H22V21L24 22V21H25V20H24V17H22V16H20ZM20 17H19V18H20ZM28 17H29V16H28ZM28 17H27L26 19H29ZM40 17H41V15H40ZM71 17H73V16L71 15ZM71 17H69V18H71ZM78 17H79V16H78ZM80 17H81V16H80ZM89 17H90V16H89ZM30 18H32V17L30 16ZM33 18L36 19V17H33ZM76 18H77V16L75 17V19H76ZM82 18H85V17H83V15H82ZM1 19H2V21H0V22H2V24H3V19H4V18L2 17ZM1 19H0V20H1ZM6 19H7V18H6ZM13 19H16V21L19 20V19H17V18H13ZM35 19H33V20H35ZM64 19H65V18H64ZM67 19H68V17H67ZM67 19H66V20H67ZM87 19H88V17H87ZM87 19H85V20H87ZM37 20H38V19H37ZM59 20H62V19H59ZM59 20H58V21H59ZM69 20H70V19H69ZM8 21L11 22V20H9V18H8ZM8 21H7V22H8ZM40 21H42V19H41ZM53 21H54V20H53ZM53 21L51 22V23H52V26L55 27L56 25H58V26L60 25V24H57L56 22H55L56 24L53 23ZM56 21H57V20H56ZM64 21H65V20H62L63 23H64ZM71 21H73V18H72ZM71 21H70V23H71ZM82 21H83V23H84V20H83V19H82ZM82 21H81V22H82ZM114 21H115V20H114ZM117 21H118V20H117ZM7 22H6V23H7ZM9 22L7 23L8 25H10L13 21H12L11 23H9ZM14 22H15V20H14ZM17 22H18V23H17L18 25H16L15 23H13V25L15 24V25H16L15 27H16V28H19V27H17V26H19V21H17ZM27 22H28V21H27ZM32 22H33V21H32ZM37 22H38V21H37ZM76 22H80V21L77 19ZM76 22H74V23H76ZM81 22H80V23H81ZM115 22H116V21H115ZM21 23H20V25H22V24L24 25V23L27 24L26 22H24V23H22V24H21ZM33 23H35V22H33ZM38 23H40V22H38ZM38 23H37V24H38ZM41 23H42V22H41ZM44 23H45V22H44ZM44 23H43V24H44ZM49 23H50V22H49ZM58 23H59V22H58ZM67 23H69V22H67ZM74 23L72 22V25H73ZM112 23H113V22H112ZM54 24H55V25H54ZM76 24H77V23H76ZM76 24H75V26H79V25L81 26V25H83V24H78V25H76ZM86 24H87V23H86ZM86 24H84V26H83L84 28H85ZM27 25H28V24H27ZM35 25H36V24H35ZM50 25H51V24H50ZM62 25L64 26L65 24H62ZM68 25H69V24H68ZM10 26H11V25H10ZM28 26H29V25H28ZM28 26H27V27H28ZM30 26H31V25H30ZM45 26H46V25H45ZM45 26H44V27H45ZM52 26H50V28H51ZM58 26H57V27H58ZM73 26H74V25H73ZM112 26H113V25H112ZM117 26H118V25H117ZM0 27H1V24H0ZM12 27H13V26H12ZM12 27H10V29H11ZM34 27H37V26H33V29H34ZM38 27H39V26H38ZM38 27H37V28H38ZM40 27H42L41 24H40ZM44 27H42V28H44ZM70 27H72V26L70 25L69 28H70ZM86 27H87V26H86ZM107 27H108V26H107ZM119 27H120V26H119ZM3 28H4V25H3ZM6 28H7V27H6ZM6 28H4V29H6ZM20 28H21V27H20ZM20 28H19V30H20ZM24 28H25V27H24ZM30 28H31V27H29L28 29H30ZM45 28H47V27H45ZM48 28H49V25H48ZM59 28H60V27H59ZM64 28H66V27H64ZM64 28H63V29H64ZM73 28H75V27H73ZM73 28H72V29H73ZM78 28H79V27H77V29H78ZM7 29H8V28H7ZM7 29H6L5 31H7ZM12 29L14 30L15 28L13 27ZM28 29L25 30V32H28V31H29ZM33 29H32V30H33ZM35 29H36V28H35ZM52 29H53V28H52ZM54 29H55V28H54ZM60 29H61V28H60ZM8 30H9V29H8ZM13 30H12V31H13ZM22 30H23V29H22ZM36 30H37V29H36ZM43 30H44V29H42V32H43ZM45 30H46V29H45ZM50 30H51V29H50ZM57 30H58V28H57ZM57 30H56V31H57ZM65 30H66V29H65ZM87 30H88V29H87ZM118 30H119V29H118ZM2 31H3V30H2ZM5 31H4V32H5ZM12 31H7V32H9V34L11 35L12 33H10V32H12ZM16 31L18 32V30H16ZM23 31H24V30H23ZM23 31H22V32H23ZM38 31H39V34H40V29L37 30V32H38ZM46 31H47V30H46ZM53 31H54V30H53ZM53 31H49V32H51L50 35H52V32H53ZM60 31H61V30H60ZM67 31H68V30H67ZM102 31H103V30H102ZM113 31H114V30H113ZM200 31H201V30H200ZM14 32H15V31H14ZM32 32H33V31H32ZM42 32H41V35L43 36ZM49 32H48V33H49ZM63 32H65V31H63ZM63 32L60 33L59 35L61 36L62 34H64ZM104 32H105V31H104ZM111 32H112V30H111ZM115 32H116V31H115ZM0 33H1V32H0ZM15 33H16V32H15ZM29 33H31V32H29ZM43 33H44V32H43ZM45 33H46V32H45ZM66 33H67V32H66ZM101 33H103V32H101ZM199 33H200V32H199ZM3 34H4V33H2V35H3ZM21 34H22V33H21ZM25 34H26V33H25ZM34 34L36 35L37 33L35 32ZM53 34H54V33H53ZM55 34H56V33H55ZM55 34H54V35H55ZM94 34H95V33H94ZM111 34H112V33H111ZM111 34H108V35L110 36ZM115 34H117V33H115ZM196 34L199 35L198 33H196ZM5 35H6V34H4V36H5ZM18 35H19V34H18ZM27 35H28V33H27ZM41 35L39 36V37H40V40H42V38H43L44 36H45L44 38H46V35H47V34H45L42 38H41ZM97 35H98V34H97ZM103 35H104V34H103ZM103 35H102V36H103ZM192 35H193V33H192ZM203 35H204V34H203ZM4 36H3V38H4ZM12 36H13V34H12ZM21 36H24V33H23V35H21ZM31 36H32V35H31ZM47 36H49V34H48ZM66 36H67V35H66ZM104 36H105V35H104ZM104 36H103V37H104ZM106 36H107V34H106ZM114 36H115V35H114ZM114 36H113V34H112V37H114ZM190 36H191V35H190ZM194 36H195V35H194ZM8 37H10V36L8 35ZM8 37H7V39H8ZM19 37H20V36H19ZM26 37H27V36H26ZM28 37H30V35H29ZM33 37L35 38L34 35H33ZM33 37H32V39H34ZM50 37H51V36H50ZM94 37H95V35H94ZM98 37H99V36H97V38H98ZM103 37H102V38H103ZM192 37H193V36H192ZM192 37H191V39H192ZM195 37H197V36H195ZM198 37H199V36H198ZM205 37H207V38L209 39V37H208L207 35H206ZM5 38H6V37H5ZM23 38H24V37H23ZM23 38H21V39L23 40ZM51 38H53V37H51ZM95 38H96V37H95ZM97 38H96V39H97ZM114 38H115V37H114ZM0 39H1V38H0ZM9 39H10V38H9ZM9 39H8V40H9ZM12 39H15V38H12ZM28 39H29V38H28ZM30 39H31V37H30ZM35 39L38 40V38H35ZM111 39H112V38H111ZM116 39H117V38H116ZM118 39H119V38H118ZM118 39H117V40H118ZM208 39H207V40H208ZM2 40H3V39H2ZM4 40H6V39H4ZM4 40H3V41H4ZM8 40H6V41H8ZM24 40H25V39H24ZM26 40H27V39H26ZM26 40H25V41H26ZM36 40H34L33 42H35ZM40 40H38V42H39ZM52 40H53V39H52ZM97 40H98V39H97ZM106 40H107V38L104 39V41H102V42L104 43ZM108 40H110V38H109ZM196 40H197V39H196ZM201 40H202V39H201ZM209 40H210V39H209ZM209 40H208V41H209ZM17 41H20V38H18ZM90 41H91V39H90ZM194 41H195V40H194ZM199 41H200V40H199ZM204 41H206V40H204ZM8 42H9V41H8ZM10 42L12 43V41H10ZM10 42H9V43H10ZM13 42H14V40H13ZM26 42H27V41H26ZM26 42H25V43H26ZM28 42H31V41L29 40ZM33 42H32V43H33ZM38 42L36 41L37 44H39ZM40 42H41V41H40ZM55 42H56V40H55ZM65 42H66V41H65ZM97 42H98V41H97ZM100 42H101V41H100ZM107 42H108V41H106V43H107ZM116 42H117V41H116ZM195 42H196V41H195ZM197 42H198V41H197ZM201 42H202V41H201ZM0 43H1V41H0ZM15 43H16V42H15ZM15 43H14V44H15ZM25 43H24V44H25ZM56 43H57V42H56ZM68 43H69V42H68ZM109 43H110V42H109ZM109 43H108V44H109ZM119 43H120V42H119ZM198 43L200 44V42H198ZM205 43H207V42H205ZM2 44H4V43H2ZM17 44H18V43H17ZM19 44H20V43H19ZM22 44H23V43H22ZM37 44H35V45H36V48H37V47L42 48L41 45H40V46H37ZM40 44H41V43H40ZM63 44H64V43H63ZM94 44H95V42H94ZM96 44H97V43H96ZM96 44H95V45H96ZM101 44H102V43H101ZM114 44H115V43H114ZM120 44H121V43H120ZM191 44H192V43H191ZM210 44H212V43H210ZM210 44H209V45H210ZM213 44H214V42H213ZM213 44H212V45H213ZM0 45H1V44H0ZM4 45H5V46H3V47L6 48V45L8 46V43L6 44V42H5ZM9 45H11V44H9ZM12 45H13V44H12ZM12 45H11L10 47H12ZM15 45H16V44H15ZM42 45H43V44H42ZM61 45H62V44H61ZM61 45H60V46H61ZM69 45H70V43H69ZM69 45H68V46H69ZM95 45H94V46H95ZM99 45H100V44H99ZM106 45H107V44H106ZM106 45L104 44V48H103V46L100 45V46L103 48V51H105L104 49H105V46H106ZM194 45H195V44H194ZM202 45L204 46L203 42H202ZM19 46H20V45H19ZM27 46H30V45L27 44ZM33 46H34V45H33ZM51 46L53 47L52 44H51ZM54 46H56V45H54ZM63 46H65V45H63ZM89 46H91V42H90V45H88V47H89ZM94 46H93V44H92L91 49H92V48L95 49ZM110 46L114 47L113 45H109V47H110ZM117 46H118V45H117ZM191 46L193 47V45H191ZM203 46H202V47H203ZM206 46H208V45H206ZM1 47H2V45H1ZM1 47H0V50L2 49ZM13 47H14V46H13ZM25 47H26V45H24L23 48H22V50H20V51H23V52H24V50L26 49V52H27V48H29V47H27V48H25ZM45 47H46V46H45ZM47 47H48V46H47ZM65 47H66V46H65ZM88 47H87L86 50H88ZM96 47H98V46H96ZM101 47H100V48H101ZM197 47H198V45H197ZM199 47H200V45H199ZM204 47H205V46H204ZM204 47L201 48V49H204ZM209 47H210V46H209ZM209 47H207V48L210 50ZM18 48H20V47L17 46V49H18ZM24 48H25V49H24ZM32 48H33V47H31L30 50H31ZM40 48H39L38 50L36 49V50H37L36 52H38V51L41 52V51L44 49V47H43L42 50H40ZM56 48H57V47H56ZM66 48H67V47H66ZM66 48H65V49H66ZM69 48H71V45L69 46ZM72 48H73V47H72ZM100 48H99V49H100ZM107 48H108V47H107ZM114 48H116V47H114ZM194 48H195V47H194ZM194 48H193V49H194ZM6 49H7V48H6ZM23 49H24V50H23ZM33 49H34V48H33ZM33 49H32L31 51H33ZM45 49H46V48H45ZM74 49H75V48H74ZM93 49L91 50V52L93 51ZM197 49H198V48H197ZM212 49H214V48H212ZM13 50H14V49H13ZM13 50H10V49H9V51H12V52H13ZM46 50H47V49H46ZM46 50H45V51H46ZM48 50H49V49H48ZM48 50H47V53H48ZM61 50H62V49H61ZM66 50H67V49H66ZM68 50H69V49H68ZM72 50H73V49H70L69 52H74V51H72ZM75 50H76V49H75ZM97 50H98V49H97ZM106 50H108V49H106ZM28 51H29V49H28ZM31 51H29V53H30ZM51 51H52V54H53V52H55L53 48L49 50V53H50V54H51ZM56 51H57V49H56ZM100 51H101V50H100ZM203 51H204V50H203ZM203 51H202V55L204 54ZM214 51H215V50H214ZM14 52H15V51H14ZM17 52H18V50H17ZM40 52H39V53H40ZM57 52H58V51H57ZM61 52H63V50H62ZM87 52L90 53L89 50H88ZM94 52H95V51H94ZM106 52H109V51H106ZM110 52H111V51H110ZM204 52H206V51H204ZM215 52H216V51H215ZM19 53H20V52H19ZM21 53H22V52H21ZM34 53H35V52H34ZM39 53H38V54H39ZM41 53H43V51H42ZM41 53H40V54H41ZM45 53H46V52H44V54H45ZM49 53H48V54H49ZM55 53H56V52H55ZM55 53H54V54H55ZM67 53H68V52H67ZM74 53H77V52H74ZM84 53H85V51H84ZM95 53H96V52H95ZM98 53H100V52L98 51ZM111 53L113 54L114 52H111ZM207 53H209V52L207 51ZM36 54H37V53H36ZM36 54H35V55H36ZM64 54H65V53H63V55H64ZM78 54H79V52H78ZM86 54H88V53H86ZM92 54H93V53H92ZM100 54L102 55V53H100ZM103 54H104V52H103ZM31 55H32V54H31ZM66 55H68V54H65V56H66ZM70 55H71V54H70ZM70 55H69V56H70ZM89 55H90L91 57L94 58V55H93V56H92L91 54H89ZM96 55L99 57V54H96ZM195 55H196V53H195ZM198 55H199V54H198ZM208 55H209V54H208ZM212 55H213V54H212ZM217 55H219V54L217 53ZM217 55H215V56H217ZM19 56H20V55H19ZM25 56H26V55H25ZM25 56H24V57H25ZM28 56H29V58H28V57H27V58L30 60V59H31V58H30V57H31L30 54H28ZM32 56H33V55H32ZM38 56H39V55H38ZM60 56H61V55H60ZM76 56H78V55L76 54ZM80 56H81V55H80ZM82 56H83V55H82ZM86 56H87V55H86ZM196 56H197V55H196ZM14 57H15V56H14ZM20 57H21V56H20ZM42 57H43V56H42ZM42 57H41V58H42ZM47 57H48V58H47V59H48L47 61H50L48 55H47ZM50 57H51V56H50ZM55 57H57V56H55ZM67 57H68V56H67ZM71 57H72V56H71ZM78 57H79V56H78ZM78 57H76V59H77ZM83 57H84V56H83ZM98 57H95V58L98 59ZM200 57H201V55H200ZM209 57H210V56H209ZM219 57H220V56H219ZM18 58H19V57H18ZM21 58H22V57H21ZM25 58H26V57H25ZM35 58H36V56L34 57V61H35ZM38 58L40 59V57H38ZM43 58L46 59V56H44ZM63 58H64V57H63ZM79 58H80V57H79ZM89 58H90V57H89ZM103 58H104V57H103ZM36 59H37V58H36ZM39 59H38V60H39ZM44 59H43V60H44ZM59 59H60V58H59ZM71 59H75V58H71ZM71 59H70V60H71ZM189 59H190V58H189ZM197 59H198V58H197ZM197 59H196V60H197ZM199 59H202V58H199ZM206 59H207V58H205V60H206ZM209 59H210V58H209ZM21 60H23V61L25 62L26 59H23V58H22ZM29 60H27V61H29ZM31 60H32V59H31ZM31 60L29 61V65H28V62H26L27 65H28V67L30 66V62H31ZM43 60H42V61H43ZM52 60H53V58H52ZM66 60H67V59H66ZM80 60H82V59H80ZM83 60H85V59H83ZM86 60H88V59H86ZM86 60H85V62H86ZM92 60H93V59H92ZM207 60H208V59H207ZM207 60H206V61H207ZM212 60H213V59H212ZM212 60H210V62H211ZM32 61H33V60H32ZM39 61H41V60H39ZM45 61H46V60H45ZM45 61H43V62H45ZM56 61H57V59H56ZM68 61H69V60H68ZM202 61H204V60H202ZM202 61H201V62H202ZM216 61H217V60H216ZM219 61H221V60H219ZM219 61H217V62L219 63ZM51 62H52V61H50L49 63H51ZM63 62H64V64H62V63H60V64L65 65V61H63ZM75 62H76V61H75ZM78 62H79V61H78ZM81 62H82V61H81ZM81 62H80V63H81ZM88 62H90V61L88 60ZM101 62H102V61H101ZM188 62H189V61H188ZM18 63H19V62H18ZM31 63H32V62H31ZM33 63H34V62H33ZM33 63H32V64H33ZM35 63L39 65L40 62L36 61ZM35 63H34V64H35ZM46 63H47V62H46ZM46 63H43V64H46ZM53 63H55V62H53ZM53 63H52V64H53ZM83 63H84V62H83ZM91 63H92V62H91ZM192 63H193V62H192ZM207 63H208V62H207ZM220 63H221V62H220ZM20 64H21V63H20ZM34 64H33V65H34ZM41 64H42V63H41ZM41 64H40V65H41ZM43 64H42V65H43ZM71 64H72V61H71ZM73 64H74V63H73ZM76 64H77V63H76ZM85 64H86V63H85ZM190 64H191V62H190ZM199 64H201L200 61H199ZM202 64H203V63H202ZM202 64H201V65H202ZM212 64H213V62H212ZM212 64H211L212 67H210L211 69L213 68V65H212ZM214 64H215V63H214ZM225 64H226V63H225ZM14 65H15V63H14ZM18 65H19V64H18ZM24 65H25V64H24ZM27 65H25V66L27 67ZM55 65L57 66V62H56ZM58 65H59V64H58ZM192 65H193V67H194V64H192ZM203 65H204V64H203ZM205 65H206V64H205ZM215 65H217V64H215ZM221 65H223V64L221 63ZM221 65H220V67H221ZM227 65H228V64H227ZM34 66H35V65H34ZM50 66H52V65H50ZM56 66H55L54 68H52V69H56V68H58V67H56ZM78 66H80V65H78ZM82 66H83V65H82ZM87 66H88V65H87ZM190 66H191V65H190ZM197 66H198V65H197ZM228 66H229V65H228ZM2 67H3V66H2ZM11 67H12V66H11ZM18 67H19L20 69L22 68V66H20V65H19ZM18 67H17V68H18ZM31 67L34 68L33 66H31ZM37 67H38V66H37ZM52 67H53V66H52ZM198 67H199V66H198ZM198 67H197V69H198ZM206 67H207V65H206ZM215 67H216V66H215ZM222 67H223V66H222ZM224 67H225V65H224ZM224 67H223V68H224ZM29 68H30V67H29ZM43 68H44V65H43L42 69H43ZM59 68H60V67H59ZM78 68H81V67H78ZM191 68H192V67H190V69H191ZM208 68H209V67H208ZM25 69H26V68H25ZM38 69L40 70L41 67L39 66ZM45 69H46V68H45ZM45 69H43V70H45ZM48 69H51V68L48 67ZM48 69H47V70H48ZM52 69H51V70H52ZM190 69H189V71H190ZM192 69H193V68H192ZM215 69H216V68H215ZM217 69H219V68H217ZM217 69H216V70H217ZM47 70H46V71H47ZM51 70H48V71H51ZM198 70H199V71H203V69H202V70L198 69ZM198 70H197V71H198ZM216 70H215V71H216ZM48 71H47V72H48ZM47 72H46V73H47ZM205 72H208V71H205ZM212 72H214V71H212ZM217 72H218V71H217ZM46 73H45V75H46ZM188 73H189V72H187V74H188ZM196 73H197V72H196ZM200 73H201V72H200ZM208 73H210V72H208ZM218 73H219V72H218ZM221 73H222V72H221ZM224 73H225V72H224ZM42 74H44V73H42ZM190 74H191V73H190ZM198 74H199V73H198ZM198 74H196V75H198ZM215 74H216V73H214V75H215ZM225 74H227V73H225ZM45 75H44V76H45ZM218 75H220V73H219ZM202 76H205V73H204V75H202ZM208 76H209V75H208ZM208 76H205V77H208ZM210 76H211V75H210ZM222 76H225V77H226V75H222ZM227 76H228V75H227ZM192 77H193V76H192ZM199 77H200V76H199ZM216 77H217V76H216ZM218 77H220V76H218ZM40 78H41V77H40ZM189 78H190V77H189ZM200 78H201V77H200ZM228 78H230V77H228ZM190 79H191V78H190ZM194 79L196 80V78H194ZM197 79H198V78H197ZM207 79H208V78H207ZM211 79H212V78H211ZM213 79H214V78H213ZM222 79H223V78H222ZM225 79H226V78H225ZM31 80H33V79H31ZM48 80L51 82L50 78H49ZM185 80H186V78H185ZM195 80H193V81L195 82ZM200 80H201V79H200ZM200 80H198V81H200ZM209 80H210V78H209ZM216 80H219V79L217 78ZM226 80H227V79H226ZM77 81H78V80H77ZM210 81H211V80H210ZM213 81H214V80H213ZM219 81H221V80H219ZM219 81H218V82H219ZM227 81H228V80H227ZM227 81H226V82H227ZM199 83H200V82H199ZM214 83H216V82H214ZM214 83H212V84H213V87H215V86H214ZM228 83H229V82H228ZM48 84H49V82H48ZM109 84H110V83H109ZM206 84H207V83H206ZM208 84H209V83H208ZM208 84H207V85H208ZM181 85H183V82H181ZM186 85H187V83H186ZM201 85H202V82H201ZM209 85H210V84H209ZM215 85H216V84H215ZM220 85H221V84H219V86H220ZM230 85H231V83H230ZM230 85H228L229 88H230ZM27 86H28V85H27ZM107 86H108V84H107ZM183 86H184V85H183ZM199 86H200V85H199ZM199 86H198V88H199ZM210 86L212 87V85H210ZM223 86H226V84L223 85ZM115 87L117 88L118 86L115 85ZM185 87H186V86H185ZM189 87H191V86H189ZM195 87H196V85H194V88H195ZM204 87H205V85H204ZM207 87H209V86H206L205 88H207ZM213 87H212V90L214 91L216 88L214 89ZM48 88H49V87H48ZM196 88H197V87H196ZM200 88L202 89V93H204V92H203V87H200ZM209 88H210V87H209ZM186 89H187V88H186ZM186 89L183 91L184 93L186 92ZM217 89H218V87H217ZM50 90H51V89H50ZM83 90H84V89H83ZM83 90H82V91H83ZM205 90H207V89H205ZM116 91H117V90H116ZM196 91H198V93H199V90L196 89ZM200 91H201V90H200ZM210 91H211V90H210ZM210 91H209V92H210ZM215 91H217V90H215ZM215 91H214V92H215ZM55 92H56V91H55ZM79 92H80V91H79ZM85 92H86V91H85ZM189 92H190V89H189ZM206 92H207V91H206ZM32 93H34V92L32 91ZM49 93H50V92H49ZM80 93H81V92H80ZM80 93H79V94H80ZM82 93H83V92H82ZM186 93H187V92H186ZM202 93H201V94H202ZM210 93L212 94V97L215 95V94L212 93V92H210ZM215 93H216V92H215ZM219 93H220V92H219ZM223 93H224V92H223ZM36 94H37V93H36ZM38 94H39V93H38ZM187 94H188V93H187ZM192 94L197 95V93H195V92H193ZM213 94H214V95H213ZM225 94H226V93H225ZM45 95H46V94H45ZM51 95H52V94H51ZM83 95H84V94H83ZM92 95H93V94H92ZM92 95H91V96H92ZM96 95H97V94H96ZM96 95H93V96H96ZM101 95H102V94H101ZM185 95H186V94H185ZM226 95H227V94H226ZM28 96H29V95H28ZM30 96H31V95H30ZM36 96H37V95H36ZM38 96H40V95H38ZM38 96H37V97H38ZM85 96H86V95H85ZM87 96H88V95H87ZM87 96H86V97H87ZM93 96H92V97H93ZM98 96H99V95H97V97H98ZM102 96H103V95H102ZM102 96H101V97H102ZM186 96H187V95H186ZM186 96H185V97H186ZM188 96L191 97V96H194V95L188 94ZM198 96H199V95H198ZM205 96L208 97L207 94H206ZM224 96H225V95H224ZM31 97H32V96H31ZM89 97H90V96H89ZM103 97H104V96H103ZM190 97H189V98H190ZM201 97H202V96H201ZM201 97H200V98H201ZM207 97H206V102H209V101H207ZM217 97H220V96H217ZM5 98H6V97H5ZM29 98H30V97H29ZM41 98H42V96H40V98L38 97V99H40V101H41ZM90 98H91V97H90ZM104 98H106V97H104ZM191 98H192V97H191ZM193 98H194V97H193ZM193 98H192V99H193ZM195 98H196V97H195ZM197 98H198V97H197ZM200 98H198V100H200ZM202 98H204V97H202ZM214 98H215V96H214ZM220 98H221V97H220ZM43 99H45V98H43ZM48 99H50V97H49ZM85 99H87V98H85ZM192 99H191V101H192ZM204 99H205V98H204ZM209 99H210V98H209ZM209 99H208V100H209ZM218 99H219V98H218ZM222 99H225V98H222ZM29 100H30V99H29ZM31 100H32V99H31ZM33 100H34V99H33ZM33 100H32V102H33ZM50 100H51V99H50ZM92 100H93V99H92ZM107 100H108V99H107ZM212 100H213V98H212ZM212 100H211V101H212ZM214 100H215V99H214ZM6 101H7V100H6ZM27 101H28V100H27ZM79 101H80V99H79ZM86 101H87V100H86ZM114 101H115V100H114ZM114 101H113V102H114ZM191 101H189V102L191 103ZM202 101H203V99H202ZM211 101H210V102H211ZM221 101H222V100H221ZM221 101H220V102H221ZM223 101H224V100H223ZM225 101H226V100H225ZM45 102L47 103V101H45ZM56 102H57V101H56ZM93 102H94V101H93ZM96 102L98 103L97 100H96ZM99 102H100V101H99ZM115 102H116V101H115ZM187 102H188V100H187ZM200 102H201V101H200ZM200 102H199V103H200ZM216 102H217V101H216ZM33 103L35 104V101H34ZM81 103H82V102H81ZM81 103H80V104H81ZM103 103H104V102H103ZM109 103H110V101H109ZM111 103H112V102H111ZM192 103L195 105L194 101H192ZM197 103H198V102L196 101V104H197ZM201 103H202V102H201ZM50 104H51V102H50ZM61 104H62V103H61ZM92 104H93V103H92ZM94 104H95V102H94ZM185 104H188V103H185ZM193 104H192V105H193ZM214 104H215V102H214ZM35 105H37V103H36ZM46 105H48V104H46ZM51 105H52V104H51ZM53 105H57V103H53ZM62 105H63V104H62ZM97 105H98V104H97ZM106 105H107V103H106ZM110 105H111V104H110ZM113 105L115 106L116 104H113ZM117 105H118V104H117ZM194 105H193V106H194ZM221 105H222V104H221ZM58 106H59V104H58ZM58 106H57V107H58ZM89 106H91V105H89ZM94 106H95V105H94ZM100 106H101V105H99V107H100ZM107 106H108V105H107ZM190 106H191V105H190ZM196 106H197V105H196ZM211 106H213V105H211ZM211 106H210V107H211ZM218 106H219L218 108H219V111H220V107H221V106H220L219 104H218ZM44 107H45V106H44ZM49 107H50V105H49ZM53 107H55V106H53ZM110 107H111V106H110ZM110 107H109V108H110ZM188 107H189V104H188ZM191 107H192V106H191ZM191 107L188 109L187 106H186L187 109L184 108V111H185V110H189V112H188V111H185V112H187V114H188V113L190 114V111H191L190 109L194 108V107H192V108H191ZM199 107H202V106L199 104ZM203 107H205V105H204ZM213 107H214V106H213ZM224 107H225V106H224ZM224 107H223V108H224ZM39 108H40V107H39ZM51 108H52V107H50V109H51ZM72 108H73V107H72ZM101 108H102V107H101ZM101 108H99V109H101ZM117 108H118V107H117ZM119 108H120V107H119ZM218 108H217V109H218ZM56 109H58V108H56ZM89 109H90V108H89ZM89 109H88V110H89ZM94 109H95V108H94ZM94 109H93V110H94ZM196 109H198V108H196ZM203 109H204V108H203ZM212 109H213V108H212ZM214 109H215V108H214ZM214 109H213V112H214ZM48 110H49V108H48ZM53 110H54V109H53ZM67 110H68V109H67ZM71 110H72V109H71ZM74 110H75V112H76L75 107H74ZM93 110H92V111H93ZM95 110H96V109H95ZM152 110H153V109H152ZM192 110H193V109H192ZM198 110H199V109H198ZM221 110H222V109H221ZM40 111H41V110H40ZM43 111H44V110H43ZM45 111H46V109H45ZM59 111H60V107H59ZM184 111H183V113H184ZM194 111H195V110H194ZM205 111H206V110H205ZM211 111H212V110H211ZM216 111H217V110H216ZM69 112H70V111H69ZM75 112H74V113H75ZM95 112H96V111H95ZM170 112H171V111H170ZM199 112H202V111H199ZM203 112H204V111H203ZM206 112H207V111H206ZM208 112H209V111H208ZM208 112H207V113H208ZM38 113H41V112H38ZM42 113H45V112H42ZM49 113H50V112H49ZM63 113H65V112H63ZM74 113L72 112V115H73ZM83 113H84V112H83ZM86 113H89V112H86ZM209 113H210V112H209ZM228 113H229V112H228ZM59 114H60V113H59ZM67 114H70V113H67ZM67 114H65V117H66ZM96 114H97V113H96ZM174 114H175V113H174ZM174 114H172L170 117L172 118V116H173ZM177 114H179V112H178ZM180 114H181L182 116H181ZM180 114H179V116L183 117L184 114H182V113H180ZM187 114L185 113V116L183 117L184 119L186 118V116H188ZM191 114H192V113H191ZM218 114H219V112H218ZM43 115H44V114H43ZM45 115H46V114H45ZM61 115H63V114L61 113ZM166 115H167V114H166ZM192 115H193V114H192ZM195 115H197V114L195 113ZM35 116H39V117H40V118H38V120L41 119V116H40V115L37 114V115H35ZM46 116H47V115H46ZM54 116L56 117V115H54ZM54 116H53V118H55ZM67 116H68V115H67ZM79 116H81V114H79ZM79 116H77V118H78ZM93 116H94V113H93ZM95 116H96V115H95ZM175 116H176V115H175ZM199 116H200V115H199ZM203 116H204V115H203ZM57 117L60 118L61 116H57ZM73 117H75V115H74ZM81 117H82V116H81ZM176 117H177V116H176ZM176 117H175V119L178 118V117H177V118H176ZM204 117H205V116H204ZM213 117H214V116H213ZM21 118H22V117H21ZM30 118H31V117H30ZM33 118H34V116L32 117V119H33ZM36 118H37V117H36ZM43 118H44V117H43ZM62 118H63V117H62ZM71 118H72V116H71ZM83 118H85V117H83ZM87 118H91V117L88 116ZM87 118H86V119H87ZM183 118H181V119H183ZM187 118H189V117H187ZM190 118H191V116H190ZM205 118H206V117H205ZM205 118H204V119H205ZM208 118H209V117H208ZM34 119H35V118H34ZM46 119L49 120L48 118H46ZM46 119H45V120H46ZM65 119H66V118H65ZM78 119H79V118H78ZM78 119H77V120H78ZM94 119H96V118L94 117ZM181 119L179 118V119H178V122H179ZM193 119H194V118H193ZM214 119H216V118H214ZM17 120H18V122L20 123L19 118H18ZM20 120H21V119H20ZM22 120H23V119H22ZM22 120H21V121H22ZM62 120L64 121V119H62ZM66 120H67V119H66ZM73 120H74V119H73ZM81 120H82V118H81ZM173 120H174V118H173ZM185 120H186V119H185ZM195 120H196V119H194V121H195ZM197 120H198V115H197ZM200 120H201V119H200ZM26 121H27V119H26ZM41 121H43V120H41ZM59 121H60V120H59ZM71 121H72V120H71ZM75 121H76V120H75ZM202 121H203V120H202ZM206 121H207V120H206ZM210 121H212V120H210ZM24 122H25V121H24ZM24 122H23V123H24ZM27 122H28V121H27ZM49 122H50V121H49ZM49 122H48V123H49ZM66 122H67V121H66ZM68 122H70V121L68 120ZM88 122H89V121H88ZM92 122H96V121L92 119ZM166 122H167V121H166ZM176 122H177V121H176ZM180 122H181V121H180ZM180 122H179V123H180ZM197 122H198V121H197ZM204 122H205V121H204ZM207 122H208V121H207ZM53 123H54V122H53ZM70 123H71V122H70ZM72 123H73V122H72ZM78 123H80V122L78 121ZM78 123H76V125H78ZM167 123H168V122H167ZM170 123H171V121H170ZM173 123H175V121H174ZM181 123H182V122H181ZM185 123H187V122L185 121ZM185 123H183V129H184V127H185V125H184ZM21 124H22V123H21ZM24 124H25V123H24ZM43 124H45V122H44ZM73 124H74V123H73ZM93 124H95V123H93ZM189 124H190V123H189ZM194 124H195V123H194ZM196 124L199 125L198 123H196ZM210 124H211V122H210ZM0 125H1V124H0ZM45 125H46V124H45ZM70 125H71V124H70ZM76 125H75V126H76ZM90 125H91V124H90ZM169 125H170V124H169ZM175 125H176V124H175ZM191 125H192V123H191ZM205 125H206V122H205L204 126H205ZM73 126H74V125H73ZM94 126H95V125H94ZM97 126H98V125H97ZM100 126H101V125H100ZM187 126H188V125L186 124V127H187ZM193 126H194V125H193ZM193 126H191V131H192V129H193V128H192ZM200 126H201V124H200ZM210 126H211V125H210ZM210 126H209V127H210ZM222 126H223V125H222ZM42 127H44V126H42ZM62 127H63V126H62ZM171 127L173 128L174 126H170V128H169V127H166V128L172 129ZM175 127H176V126H175ZM181 127H182V126H181ZM188 127H189V126H188ZM195 127H196V126H194V128H195ZM197 127H198V126H197ZM205 127H206V126H205ZM209 127H208V128H209ZM229 127H230V126H229ZM199 128H202V127H199ZM203 128H204V127H203ZM203 128H202V129H203ZM40 129H43V128H40ZM82 129H83V128H82ZM183 129H182V130H183ZM217 129H218V128H217ZM0 130H1V128H0ZM4 130H5V129H4ZM35 130H36V129H35ZM43 130H44V129H43ZM43 130H42V131H43ZM83 130H84V129H83ZM85 130H86V128H85ZM174 130H175V129H174ZM188 130H189V129H188ZM200 130H201V129H200ZM205 130H206V129H205ZM218 130H219V129H218ZM228 130H229V129H228ZM44 131H45V130H44ZM44 131H43V132H44ZM47 131H48V130H47ZM47 131H45V133H47ZM169 131H171V130H169ZM184 131H185V130H184ZM195 131H196V130H195ZM201 131H202V130H201ZM210 131H211V129H210ZM225 131H226V130H225ZM229 131H230V130H229ZM0 132H1V131H0ZM3 132H4V131H3ZM49 132H50V131H49ZM51 132H52V131H51ZM81 132H82L81 130H80V133L77 132V133H78V136H79V134H81ZM185 132H186V131H185ZM196 132H198V130H197ZM202 132H203V131H202ZM206 132H207V131H206ZM206 132H205V133H206ZM223 132H224V131H223ZM227 132H228V131H227ZM41 133H42V132H41ZM45 133H43V134H45ZM55 133H56V132H55ZM82 133H83V132H82ZM194 133H195V132H194ZM210 133H211V132H210ZM213 133H214V132H213ZM4 134H5V133H3V135H4ZM29 134H30V133H29ZM43 134H42V135H43ZM144 134H145V133H144ZM144 134H143V135H144ZM179 134H180V132H179ZM195 134H196V133H195ZM197 134H198V133H197ZM221 134H222V132H221ZM223 134H224V133H223ZM230 134H231V133H230ZM45 135H46L45 138H48L47 135H49V134H45ZM45 135H44V136H45ZM50 135H51V134H50ZM83 135H84V133H83ZM83 135H81V136H83ZM126 135H127V134H126ZM191 135H192V134H191ZM199 135H201V134L199 133ZM206 135H208V133H207ZM211 135H212V133H211ZM29 136H30V135H29ZM36 136H37V135H36ZM59 136H60V135H59ZM78 136H77V137H78ZM81 136H80V137H81ZM144 136H145V135H144ZM144 136H141V137H144ZM146 136H147V135H146ZM178 136H179V135H177V136H175V137L177 138ZM181 136H182V135H180V137H181ZM186 136H187V135H186ZM196 136H198V135H196ZM203 136H205V134H204ZM209 136H210V135H209ZM213 136H214V134H213ZM215 136H217L216 133H215ZM222 136H223V135H222ZM3 137H4V136H2V138H3ZM26 137H27V136H26ZM30 137H31V136H30ZM34 137H35V136H34ZM62 137H63V136H62ZM62 137L60 136V138H62ZM67 137H68V136H67ZM138 137H139V136H138ZM189 137L193 138V136H189ZM31 138H33V137H31ZM41 138H42V137H41ZM45 138H44V139H45ZM50 138H52V137L50 136ZM64 138H65V137H64ZM68 138H69V137H68ZM146 138H148V137H146ZM191 138H190V140L193 141L194 139L192 140ZM206 138H207V137H206ZM27 139H28V138H27ZM33 139H34V138H33ZM36 139L40 140L38 137H37ZM36 139H35V140H36ZM44 139H43V140H44ZM54 139H55V138H54ZM81 139H82V137H81ZM136 139H138V138H136ZM178 139H179V141H180V138H178ZM184 139H186V138H184ZM197 139H198V138H197ZM207 139H208V138H207ZM209 139H210V138H209ZM0 140H1L0 143H3V142H4L2 139H0ZM4 140L8 143V141L6 140V138H5ZM30 140H31V139H30ZM38 140H37V141H38ZM46 140H47V139H46ZM48 140H51V139L48 138ZM55 140H56V139H55ZM173 140H174V139H173ZM187 140H188V139H187ZM205 140H206V139H205ZM212 140H213V138H212ZM217 140H218V139H215V141H217ZM2 141H3V142H2ZM37 141H35V142H37ZM51 141H52V140H51ZM57 141L59 142V140H57ZM122 141H124V139H122ZM122 141H121V142H122ZM171 141H172V140H171ZM196 141H197V140H196ZM203 141H204V139H203ZM209 141H210V140H209ZM9 142H10V141H9ZM32 142H33V140H32ZM32 142H31V143H32ZM69 142H70V141H69ZM125 142H126V140H125ZM174 142H177V140H175ZM193 142H194V141H193ZM199 142H201V141H199ZM205 142H206V141H205ZM205 142H203V143L205 144ZM7 143L4 142L3 144L5 145V144H7ZM62 143H63V142H62ZM145 143H146V142H145ZM158 143H159V142H158ZM169 143L172 144L171 142H169ZM187 143H188V142H187ZM203 143L201 142V144H203ZM217 143H218V142H217ZM219 143H220V142H219ZM26 144H27V143H26ZM26 144H25V145H26ZM52 144H53V143H52ZM55 144H57V143H55ZM66 144H67V143H66ZM121 144H122V143H121ZM123 144H124V143H123ZM137 144H139V143L136 141V146L138 147ZM156 144H157V143H156ZM177 144H178V143H177ZM189 144H190V143H189ZM194 144H196V143H194ZM197 144H198V143H197ZM208 144H209V143H208ZM211 144H212V141H211ZM213 144H214V143H213ZM0 145H2V144H0ZM30 145H31V144H30ZM42 145H43V144H42ZM83 145L85 146V144H83ZM157 145H158V144H157ZM186 145H187V144H186ZM192 145H193V144H192ZM228 145H229V144H226V146H228ZM26 146L28 147V145H26ZM54 146H55V145H54ZM119 146H120V145H119ZM121 146H122L123 148H126V147L123 146V145H121ZM170 146H171V145H170ZM176 146H177V145H176ZM180 146H181V143H180ZM193 146H195V145H193ZM202 146H203V145H202ZM206 146H207V145H206ZM2 147H3V145H2ZM2 147H1V148H2ZM11 147H12V146H11ZM16 147H17V146H16ZM45 147H46V146H45ZM139 147H140V146H139ZM158 147H159V145H158ZM158 147H157V148H158ZM181 147H182V146H181ZM208 147H209V146H208ZM212 147H213V145H212ZM215 147H217V146H215ZM215 147H214V149H215ZM221 147H222V146H221ZM224 147H225V146H224ZM224 147H223V148H224ZM5 148H6V147H5ZM12 148H13V147H12ZM18 148H19V147H17V149H18ZM29 148H30V146L28 147V149H27L26 151H28ZM119 148H120V150H121V147H119ZM119 148H118V146H117L118 152H120V151H119ZM140 148H141V147H140ZM174 148H175V147H174ZM176 148H177L179 151H181V148H180V147H179L180 149L178 148V146H177ZM176 148H175V149H176ZM184 148H186V147H184ZM193 148H194V147H193ZM195 148H197V147H195ZM204 148H205V147H204ZM206 148H207V147H206ZM206 148H205V149H206ZM225 148H226V147H225ZM23 149H24V148H23ZM25 149H26V148H25ZM34 149H35V148H34ZM38 149H39V148H38ZM38 149H37V152H38ZM129 149H130V146H129ZM133 149H134V148H133ZM188 149H189V148H188ZM205 149H204V150H205ZM209 149H210V148H209ZM209 149H208V150H209ZM232 149H233V148H231V150H232ZM3 150H8V149H4V148H3ZM13 150H15V149H13ZM40 150H41V149H40ZM90 150H91V149H90ZM114 150H115V152H116V149H115V148H114ZM122 150H123V149H122ZM122 150H121V151H122ZM136 150H138V148H137ZM140 150H141V152H142V149H140ZM154 150H155V148H154ZM162 150H163V149H162ZM170 150H171V147H170ZM170 150H169V151H170ZM200 150H201V149H199V151H200ZM204 150L202 149L203 153L206 152V151H204ZM224 150H226V149H224ZM0 151L2 152V154H0V155H1L2 158H3V153H4V152H3L2 150H0ZM20 151L22 152L23 150H20ZM26 151L24 150V152H26ZM30 151H31L32 156H33L32 149H31ZM41 151H44V150H41ZM125 151H126V150H125ZM172 151H174V150H172ZM172 151H171V152H172ZM188 151L191 152V151H192V148H191V150H188ZM188 151H187V152H188ZM212 151H214V150H212ZM215 151H216V150H215ZM215 151H214V152H215ZM226 151H227V150H226ZM226 151H225V152H226ZM8 152H9V151H6L5 153H8ZM12 152H13V151H12ZM35 152H36V151H35ZM37 152H36V153H37ZM91 152H92V151H91ZM118 152H117V153H118ZM132 152H133V151H132ZM134 152H135V151H134ZM143 152H145V151H143ZM157 152H158V150H157ZM160 152H161V150H160ZM164 152L167 153V151H166L165 149H164ZM171 152L169 153V155H172ZM174 152H175V151H174ZM192 152H193V151H192ZM192 152L189 153V154H193V155L195 156V154H194L195 152H194V153H192ZM209 152H210V151H209ZM225 152H224V153H225ZM16 153H17V152H16ZM16 153H14V154H16ZM28 153H30V152H27L26 154H28ZM38 153H39V152H38ZM38 153H37V154H38ZM110 153H113V152H110ZM135 153H138V152L136 151ZM135 153H134V154H135ZM139 153H140V151H139ZM145 153H146V152H145ZM175 153H176V152H175ZM175 153H174V154H175ZM177 153H178V154H181V155H184V156H185V154H187V153H184V152H183V153H184V154H183L182 152L180 153V152H178V151H177ZM215 153H216V152H215ZM218 153H220V152H218ZM228 153H229V152H228ZM18 154H19V153H18ZM34 154H35V153H34ZM141 154H142V153H141ZM141 154H140V156H141ZM167 154H168V153H167ZM174 154H173V155H174ZM189 154H187V155H189ZM212 154L214 155L213 152H212ZM212 154H211V155H212ZM221 154H222V156H223V153H221ZM11 155H12V154H11ZM16 155H17V154H16ZM28 155H30V154H28ZM38 155H39V154H38ZM41 155H42V154H41ZM138 155H139V154H138ZM142 155L145 156L144 153H143ZM163 155H164V153H163ZM169 155H168V156H169ZM175 155H177V154H175ZM187 155H186V157H187ZM199 155H201V154H199ZM205 155H206V154H205ZM216 155H217V154H216ZM1 156H0V157H1ZM12 156H13V155H12ZM12 156H11V157H12ZM45 156H46V155H45ZM108 156H109V155H108ZM116 156H117V155L115 154V157H116ZM135 156H137V155H135ZM152 156H153V155H152ZM161 156H162L161 154H160V156L157 155L158 158L161 157ZM177 156H178V155H177ZM179 156H180V155H179ZM184 156H183V157H184ZM189 156H190V155H189ZM189 156H188V157H189ZM202 156H203V155H202ZM202 156H201V157H202ZM207 156L210 158L209 154H207ZM218 156L220 157V155H218ZM6 157H7V156H6ZM13 157H15V155H14ZM16 157H18V155H17ZM34 157H35V155H34ZM37 157H39V156H37ZM95 157H96V156H95ZM97 157H98V156H97ZM109 157L111 158L112 156L110 155ZM137 157H138V156H137ZM145 157H146V156H145ZM162 157H163V156H162ZM169 157H171V156H169ZM197 157H198V155H197ZM199 157H200V156H199ZM199 157H198V158H199ZM219 157H218V158H219ZM21 158H22V157H20V159H19V157H18V159H16V158H15V159L18 160V162L20 163V162H21V161H20ZM27 158H28V157H27ZM27 158H26V159H27ZM40 158H41V157H40ZM45 158H46V157H45ZM150 158H151V157H150ZM172 158H175V156H172ZM177 158H180V160H181L182 157L180 156V157H177ZM194 158H195V157H194ZM223 158H224V157H223ZM9 159H10V158H9ZM12 159H13V158H12ZM22 159H23V158H22ZM24 159H25V158H24ZM30 159H31V157H30ZM37 159L40 160L39 158H37ZM42 159H43V158H42ZM117 159H118V158H117ZM127 159H128V158H127ZM136 159H137V158L134 157V160H135V161H138V160H136ZM168 159H169V158H168ZM184 159H185V157H184ZM184 159H182V161H183ZM186 159H187V158H186ZM186 159H185V160H186ZM188 159H189V158H188ZM188 159H187V161L190 162V159H189V160H188ZM210 159H211V158H210ZM219 159H220V158H219ZM219 159H215V158H214V160H216V161L219 160ZM4 160H5V159H4ZM4 160H3V162H4ZM16 160H15V161H16ZM31 160H32V159H31ZM87 160H88V157H87ZM96 160H97V159H96ZM96 160H95V158H94L93 163H92V160H91V163L95 165V161H96ZM108 160H109V159H108ZM118 160H119V159H118ZM123 160H124V159H123ZM149 160H150V159H149ZM170 160H171V159H170ZM173 160H174V159H173ZM180 160H179V161H180ZM201 160H203V157H202ZM207 160L210 161L209 159H207ZM222 160H223V159H222ZM226 160H227V159H226ZM8 161H9V160H8ZM8 161H7V162H8ZM10 161H11V159H10ZM25 161H26V160H25ZM41 161H42V160H40V162H41ZM79 161H81V160H79ZM82 161H83V160H82ZM97 161H98V160H97ZM109 161L112 162V159H110ZM114 161H115V159H114ZM121 161H122V160H121ZM121 161H118V164H119ZM125 161H126V159L124 160V162H125ZM135 161H134V163H135ZM141 161H142V160H141ZM143 161H147V160H144V159H143ZM154 161H156V160H154ZM157 161H158V160H157ZM160 161H161V160H160ZM174 161H175V160H174ZM179 161H178V162H179ZM193 161H194V160H193ZM204 161H205V160H204ZM13 162H14V160H13ZM18 162H15V164H17ZM22 162H23V161H22ZM26 162H29V160H27ZM31 162H32V161H30V162L28 163V164H30V167L34 166V164H32V166H31ZM34 162H35V161H34ZM38 162H39V161H38ZM89 162H90V160H89ZM107 162H108V161H107ZM107 162H106V163H107ZM128 162H130V161H128ZM163 162H164V161H163ZM167 162H168V161H167ZM171 162H172V161H171ZM178 162L176 161V163H177L176 165H179ZM183 162L186 163L185 161H183ZM183 162H182V163L180 162V164H182V166H183ZM196 162H197V161H196ZM196 162H193V163H196ZM202 162H203V161H202ZM202 162H201V163H202ZM211 162H212V161H211ZM230 162H231V164H232V161H230ZM11 163H12V162H11ZM11 163H10V164H11ZM19 163H18V164H19ZM24 163H25V162H24ZM32 163H33V162H32ZM83 163H84V162H81V164H83ZM85 163H87V161H85ZM85 163H84V165H85ZM91 163H89V164L87 163L88 165L86 164V165H87L86 167L88 168V166H89ZM96 163H98V162H96ZM115 163H116V161H115ZM174 163H175V162H174ZM190 163H191V162H190ZM198 163H200V160H199ZM213 163H214V162H213ZM0 164H1V163H0ZM10 164H9V165H10ZM12 164H13V166H15L14 163H12ZM20 164H21V163H20ZM20 164H19V165H20ZM81 164H80V167H81ZM122 164H123V163H122ZM125 164H126V163H125ZM128 164H129V163H128ZM136 164H137V162H136ZM141 164H142L141 167H143V163H142V162H141ZM145 164H146V162H145ZM149 164H150V163H149ZM154 164H155V163H154ZM156 164H157V163H156ZM156 164H155V165H156ZM165 164H166V163H165ZM165 164H164V167L167 166V165L165 166ZM187 164H188V163H187ZM203 164H204V163H203ZM210 164H211V163H210ZM231 164H229V165H231ZM7 165H8V164H7ZM21 165H23V164H21ZM25 165H27V163H26ZM35 165H37V163H35ZM38 165H39V164H38ZM94 165H93V166H94ZM98 165L100 166L101 163L98 164ZM134 165H135V164H133V166H134ZM137 165H138V164H137ZM152 165H153V164H152ZM155 165H154V166H155ZM169 165H170V164H169ZM171 165H172V164H171ZM189 165H190V164H189ZM189 165H188V166H189ZM193 165H195V164H193ZM196 165H198V164H196ZM204 165H205V164H204ZM211 165H212V164H211ZM226 165H227V164H226ZM10 166H11V165H10ZM17 166H18V165H16V167H17ZM76 166H77V164H76ZM101 166H102V165H101ZM111 166H112V164H111ZM111 166H109V167H111ZM118 166H120V165H118ZM118 166H115V164L113 165V167H115V168H116V167L118 168ZM122 166H123V165H122ZM126 166H127V165H126ZM135 166H136V165H135ZM149 166H150V165H149ZM157 166H158V165H157ZM157 166H156V167H157ZM173 166H174L176 169L178 168V167H176L175 165H172V167H173ZM180 166H181V165H179V167H180ZM188 166H186V167L183 166V167H184V169H185V168H187ZM199 166H200V165H199ZM231 166H232V165H231ZM0 167H1V165H0ZM4 167H5V166H4ZM16 167H15V168H16ZM25 167H26V166H25ZM27 167H28V166H27ZM37 167H38V166H37ZM82 167H83V165H82ZM82 167H81V168H82ZM86 167H83V168H86ZM90 167H91V166H90ZM94 167H95V166H94ZM120 167H121V166H120ZM123 167H124V166H123ZM123 167H121L122 169H121V168H120V169H121V170H124ZM127 167H128V166H127ZM138 167H139V169H140V166H139V165H138ZM138 167H137V168H138ZM145 167H146V166H145ZM145 167H144V168H145ZM174 167H173V171H175ZM189 167H190V166H189ZM210 167H211V166H210ZM216 167H217V166H216ZM224 167H225V166H224ZM1 168H2V167H1ZM1 168H0V169H1ZM21 168H22V166H21ZM21 168H20V167H19V168L17 167V170H19V169H21ZM23 168H24V166H23ZM23 168H22V169H23ZM83 168H82V170H83ZM117 168H116V170H117ZM133 168H134V167H133ZM137 168H136V171H135V169H134V171L132 170V172H137ZM161 168H162V166H161ZM201 168H202V166H201ZM203 168H204V167H203ZM228 168H229V166H228ZM2 169H3V168H2ZM22 169H21V171H22ZM26 169H27V168H26ZM32 169H33V168H32ZM88 169H90V168H88ZM101 169H102V168H101ZM101 169H100V170H101ZM104 169H105V168H104ZM111 169H112V168H111ZM148 169H150V168L148 167ZM164 169H165V168H164ZM166 169H169V167H166ZM179 169H180V168H179ZM206 169H207V167H206ZM206 169H204V170H205V172L207 173ZM214 169H215V168H214ZM214 169H213V172H214ZM217 169H218V168H217ZM225 169H226V168H225ZM5 170H6V167H5ZM7 170H9V169H7ZM24 170H25V168H24ZM29 170H30V169H29ZM29 170H28V171H29ZM33 170L35 171V168H34ZM78 170H80L79 167H78ZM78 170H77V172L82 171V170H80V171H78ZM85 170H86V169H85ZM91 170H92V169H91ZM96 170H97V168H95V171H96ZM113 170H114V168H113ZM116 170H115V171H116ZM125 170L127 171V169H125ZM141 170H142V169H141ZM154 170H157V171H158L159 169H154ZM180 170H181V169H180ZM196 170H197V169H196ZM198 170H199V169H198ZM202 170H203V169H202ZM227 170H228V169H227ZM231 170H232V169H231ZM231 170L229 169V171H231ZM34 171H32V172H34ZM95 171H94V172H95ZM104 171H105V170H104ZM107 171L109 172L110 170H107ZM117 171H118V170H117ZM130 171H131V169H130ZM138 171H140V170H138ZM157 171H155V172H153V173L156 174V175H158L159 177H160V176L163 177V175H161V174H159V173L157 174V173H156ZM166 171H167V170H166ZM169 171H170V170H169ZM176 171H177V170H176ZM182 171H183V168H182ZM187 171H188V170H187ZM208 171H209V170H208ZM218 171H219V170H218ZM220 171H223V170H220ZM229 171H228V174H227V175L225 174L226 177L229 176ZM2 172H4V171L2 170ZM7 172H8V175L11 176L10 172H9V171H7ZM13 172H14V171H13ZM15 172H16V170H15ZM15 172H14V175H15ZM84 172H85V171H84ZM101 172H102V171H101ZM108 172H106V173L108 174ZM112 172H113V171H111V172H109V173L112 174ZM128 172H129V170H128ZM142 172H143V171H142ZM150 172H152V171H150ZM170 172L172 173V171H170ZM184 172H185V171H184ZM202 172H203V171H201V173H202ZM223 172L226 173L227 171L225 172V170H224ZM231 172H232V171H231ZM20 173H21V172H20ZM20 173H19V174H20ZM22 173H23V175H24V171H22ZM80 173H81V172H80ZM85 173H86V172H85ZM95 173H96V172H95ZM99 173H100V172H98V174H99ZM126 173H127V172H126ZM129 173H130V172H129ZM138 173H140V172H138ZM138 173H137V174H138ZM153 173H152V175H153ZM174 173H175V172H174ZM174 173H173V174H174ZM181 173H182V172H181ZM198 173H199V177H201V176H200V172H198ZM217 173H218V172H216V174H217ZM220 173H221V172H220ZM232 173H233V172H232ZM1 174L4 175V173H0V175H1ZM17 174H18V173H17ZM25 174H26V173H25ZM75 174H77V173H75ZM107 174H106V175H107ZM113 174H114V172H113ZM133 174H134V173H133ZM140 174H141V173H140ZM145 174H146V173H145ZM165 174L167 175V172H166ZM183 174H184V173H183ZM208 174H209V172H208ZM214 174H215V172H214ZM78 175H79V174H78ZM80 175H83V176H84V173H83V174L81 173ZM91 175H92V174H91ZM91 175H90V176H91ZM95 175H96V174H95ZM127 175H128V174H127ZM135 175H136V174H135ZM141 175H142V174H141ZM141 175H138V176H141ZM166 175H165V177H166ZM186 175H187V174H186ZM189 175H190V174H189ZM209 175H210V174H209ZM212 175H213V174H212ZM212 175H211V176H212ZM230 175H231V174H230ZM6 176H7V175H6ZM16 176H17V175H16ZM75 176H76V175H75ZM88 176H89V175H88ZM104 176H105V175H104ZM107 176H108V175H107ZM107 176H106V177H107ZM112 176H114V175H112ZM133 176H134V175H133ZM150 176H151V175H150ZM154 176H155V175H154ZM182 176H183V175H182ZM202 176H203V174H202ZM0 177H1V176H0ZM26 177H28V176H25V178H26ZM36 177H37V176H36ZM76 177H77V176H76ZM78 177H79V176H78ZM78 177H77V179H78ZM85 177H86V176H85ZM93 177H94V176H93ZM101 177H102V175H101ZM114 177H115V176H114ZM114 177H113V178H114ZM130 177H131V175H130ZM134 177H135V176H134ZM136 177H137V176H136ZM141 177H143V176H141ZM155 177H156V176H155ZM179 177H180V180H182L181 176H178V178H179ZM194 177H195V176H194ZM194 177H193V178H194ZM207 177H208V176H206V178H207ZM217 177H218V175H217ZM217 177H216V178H217ZM223 177H224V176H223ZM8 178H9V177H8ZM20 178L22 179V177H20ZM32 178H33V177H32ZM37 178H38V177H37ZM37 178H36V179H37ZM58 178H60V177H58ZM73 178H74V177L70 178V180L73 179ZM87 178L90 179V177H87ZM109 178H110V177H109ZM109 178H107V179L109 180ZM143 178H146V177H143ZM150 178H151V177H150ZM163 178H164V177H163ZM167 178H168V176H167ZM172 178H173V177H172ZM176 178H177V177H176ZM176 178H175V179H176ZM195 178H196V177H195ZM211 178H212V177H211ZM230 178H231V177H230ZM230 178H229V179H230ZM15 179H16V178H15ZM89 179H88V180H89ZM103 179H104V178H103ZM111 179H112V177H111ZM111 179H110V180H111ZM131 179H132V178H131ZM136 179H138V178H136ZM136 179H135V180H136ZM147 179H148V178H147ZM157 179H158V178H157ZM173 179H174V178H173ZM183 179H184V178H183ZM187 179H188V178H187ZM190 179H191V178H190ZM198 179H199V178H198ZM201 179H202V178H201ZM223 179H224V178H223ZM227 179H228V178H227ZM3 180H5V179H3ZM24 180H25V179H24ZM26 180L29 182L28 179H26ZM74 180H75V178H74ZM83 180H84V178L82 179V181H83ZM85 180H86V179H85ZM97 180H98V179H97ZM112 180H113V179H112ZM139 180H140V178H139ZM144 180H145V179H144ZM149 180H150V179H149ZM155 180H156V179H155ZM158 180H159V179H158ZM158 180H157V181H158ZM177 180H178V179H177ZM177 180H175V181H177ZM210 180H211V179H210ZM82 181H81V182H82ZM86 181H87V180H86ZM100 181H101V180H100ZM100 181H99V183H102V182H100ZM113 181H114V180H113ZM140 181L142 182V179H141ZM146 181H147V180H146ZM157 181H156V182H157ZM170 181H171V180H170ZM172 181H174V180H172ZM203 181H204V180H203ZM215 181H216V180H215ZM230 181H231V179H230ZM21 182H22V181H21ZM71 182H72V181H71ZM77 182H78V180H77ZM84 182H85V181H84ZM89 182L92 183L90 180H89ZM105 182L108 183V181H105ZM159 182H161V181L159 180ZM187 182H188V181H187ZM187 182H186V183H187ZM195 182H197V180H196ZM195 182H194V183H195ZM206 182H208V181H206ZM224 182H225V180H224ZM224 182H223V183H224ZM2 183H4V182L2 181ZM24 183H25V182H23V185H24ZM31 183H32V181H31ZM33 183H34V182H33ZM38 183H39V182H38ZM42 183H43V182H42ZM69 183H70V182H69ZM82 183H83V182H82ZM82 183H81V184H82ZM85 183H86V182H85ZM93 183H94V182H93ZM93 183H92V184H93ZM107 183H104V182H103V184H100V185H101V186L103 185V188H104V187L106 186L105 184H107ZM112 183H113V182H112ZM133 183H134V181H133ZM143 183H144V182H143ZM143 183H140V184H143ZM149 183H152V182L149 181ZM157 183H158V182H157ZM163 183H165V182H163ZM172 183H174V182H172ZM176 183H177V182H176ZM176 183H174V184L176 185ZM201 183H202V182H201ZM201 183H200V184H201ZM204 183H205V181H204ZM12 184H13V183H12ZM25 184H26V183H25ZM59 184H60V187H61V183H59ZM109 184H110V183H109ZM152 184H156V183H152ZM158 184H160V183H158ZM174 184H173V188H176V187H174ZM181 184H182V183H180V185H181ZM198 184H199V183H198ZM206 184H207V183H206ZM214 184H215V182H214ZM218 184H219V183H218ZM5 185H8L7 182H6ZM41 185H42V184H41ZM44 185H45V184H44ZM57 185H58V183L56 184V186H57ZM69 185H73V186L77 189V187H76L74 184L70 183ZM83 185H84V184H83ZM86 185H87V184H86ZM93 185H94V184H93ZM104 185H105V186H104ZM134 185L136 186V184H134ZM146 185H147V184H146ZM160 185H161V184H160ZM164 185H165V184H164ZM168 185H169V184H167V186H168ZM171 185H172V184H171ZM171 185H169V186H171ZM177 185H179V184H177ZM180 185H179V186H180ZM184 185H185V184H184ZM207 185H208V184H207ZM223 185H224V184H223ZM225 185H226V183H225ZM227 185H228V184H227ZM0 186H1V185H0ZM8 186H9V185H8ZM8 186H6V187H8ZM28 186H29V184H28ZM30 186H31L30 188L28 187V189H30L29 192H30V191H33V189H31V188H32V185H30ZM65 186H67V185H65ZM73 186H71V187H73ZM78 186H79V184H78ZM81 186H82V185H81ZM98 186H99V185H98ZM107 186H108V185H107ZM142 186H143V185H142ZM167 186H165V187H167ZM191 186H194V184L191 185ZM201 186H202V185H201ZM217 186H218V185H217ZM3 187H5V186H3ZM15 187H17V186H15ZM25 187H26V185H25ZM60 187H58V188L60 189ZM71 187H70V188H71ZM89 187H90V186H89ZM92 187H94V186H92ZM92 187H90V188H92ZM132 187H134V186H132ZM132 187H130V189H131ZM137 187H138V184H137ZM139 187H140V186H139ZM182 187H183V186H182ZM202 187H203V186H202ZM210 187H211V186H210ZM223 187H224V186H223ZM228 187H229V185H228ZM228 187H227V188H228ZM0 188H1V187H0ZM11 188H12V187H11ZM20 188H21V187H20ZM33 188H34V187H33ZM62 188H63V185H62ZM65 188H66V187H65ZM78 188H79V187H78ZM82 188H83V187H82ZM85 188H87V187H85ZM85 188H84V190H85ZM94 188H95V187H94ZM99 188H100V186H99ZM103 188H101V189H103ZM141 188H142V187H141ZM141 188H140V189H141ZM143 188H144V186H143ZM156 188H157V187H156ZM191 188H192V187H191ZM196 188H197V187H196ZM219 188H220V187H219ZM219 188H218V189H219ZM14 189H15V188H14ZM16 189H17V188H16ZM25 189H27V188H25ZM35 189H36V187H35ZM73 189H74V188H73ZM73 189H72V190H73ZM95 189L98 191L97 188H95ZM106 189H107V187H106ZM126 189H127V187H126ZM133 189H135V188H133ZM140 189H139V190H140ZM145 189H146V188H145ZM147 189H149V188H147ZM165 189H166V188H165ZM203 189H204V188H203ZM203 189H202V190H203ZM214 189H215V188H214ZM224 189H225V188H224ZM2 190H4V189H2ZM17 190H18V189H17ZM66 190H69V187H68V189H66ZM74 190H75V189H74ZM79 190L81 191V188H80ZM87 190H88V188H87ZM103 190H104V189H103ZM107 190H108V189H107ZM109 190H110V188H109ZM111 190H112V189H111ZM141 190H142V189H141ZM154 190H155V189H154ZM175 190H176V189H175ZM175 190H173V191H175ZM177 190H178V189H177ZM185 190H186V189H185ZM199 190H200V189H199ZM228 190H229V188H228ZM6 191H7V188H6ZM18 191H19V190H18ZM56 191H58V190L56 189ZM64 191H65V190H64ZM64 191H63V192H64ZM75 191H76V190H75ZM77 191H78V189H77ZM92 191H93V190H92ZM99 191H100V190H99ZM114 191H115V190H114ZM122 191H123V190H122ZM124 191H125V190H124ZM132 191H133V190H132ZM136 191H137V189H136ZM151 191H152V190H151ZM155 191H156V190H155ZM155 191H154V192H155ZM173 191H172V192H173ZM189 191H190V190H189ZM195 191H196V190H195ZM206 191H207V190H206ZM215 191H216V190H215ZM220 191H221V189L218 190V194H219ZM222 191H223V190H222ZM1 192H2V191H1ZM1 192H0V193H1ZM3 192H5V191H3ZM58 192H59V191H58ZM63 192L61 191V193H63ZM73 192H74V191H73ZM83 192H84V191L82 190V194H83ZM106 192H107V191L105 190V193H106ZM112 192H113V191H112ZM115 192H116V191H115ZM119 192H120V190H119ZM126 192H127V191H126ZM160 192H161V191H160ZM165 192H166V191H165ZM224 192L227 193L226 190H225ZM5 193H6V192H5ZM30 193H33V192H30ZM65 193H66V191H65ZM65 193H64V194H65ZM70 193H71V192H69V195L71 196L72 193H71V194H70ZM80 193H81V192H80ZM101 193H103V191H102ZM105 193H104V195H105ZM131 193H132V192H131ZM137 193H139V192H137ZM179 193H180V192H179ZM181 193H182V192H181ZM183 193H184V191H183ZM192 193H193V191H192ZM194 193H195V192H194ZM194 193H193V194H194ZM197 193H198V192H197ZM197 193L195 194V196L197 195ZM201 193H202V192H201ZM205 193H206V192H205ZM9 194H10V193H9ZM88 194H89V193H87V195H88ZM90 194H92L91 191H90ZM98 194H100V192H99ZM110 194H111V193H110ZM115 194H116V193H115ZM120 194H121V193H120ZM134 194H136V193H134ZM148 194H149V193H148ZM153 194H154V193H153ZM155 194H157V193H155ZM170 194H171V193H170ZM186 194H187V193H186ZM199 194H200V193H199ZM215 194L217 195V193H215ZM65 195L67 196V194H65ZM75 195H76V192H75ZM77 195H78V194H77ZM111 195H112V194H111ZM126 195H127V193H126ZM143 195H144V193H143ZM172 195H173V194H172ZM188 195H189V194H188ZM200 195H201V194H200ZM202 195H203V193H202ZM202 195H201V196H202ZM226 195H227V194H226ZM73 196H74V195H73ZM89 196H90V195H89ZM102 196H103V195H102ZM102 196H101V197H102ZM105 196H107V195H105ZM105 196H103V197H105ZM112 196H113V195H112ZM121 196H122V195H121ZM160 196H161V195H160ZM162 196H163V195H162ZM179 196H180V195H179ZM181 196H182V195H181ZM183 196H185V195H183ZM186 196H187V195H186ZM189 196H190V195H189ZM189 196H188V197H189ZM191 196H192V195H191ZM193 196H194V195H193ZM197 196H198V195H197ZM197 196H196V197H197ZM205 196H206V200L209 201V198L207 199L208 195L206 194ZM205 196L203 195L202 197H205ZM211 196H212V195H211ZM223 196H224V194H223ZM77 197H78V196H77ZM82 197H84V196H82ZM116 197H118V196H116ZM123 197H124V195H123ZM132 197L134 198V196H132ZM140 197H144V196H140ZM148 197H149V195H148ZM153 197H155V195H154ZM212 197H213V196H212ZM225 197H226V196H225ZM63 198H65V197H63ZM63 198H61V199H62V202H63ZM67 198H68V197H67ZM75 198H76V196H75ZM75 198H74V199H75ZM86 198H88V197H86ZM89 198H90V197H89ZM130 198H131V197H130ZM135 198H136V196H135ZM186 198H187V197H186ZM200 198H201V197H200ZM200 198H199V199H200ZM214 198H216V196H215ZM227 198H228V197H227ZM68 199H72V198H68ZM74 199H73V200H74ZM117 199H119V198H117ZM122 199H123V198H122ZM126 199H127V198H126ZM145 199H146V198H145ZM148 199H149V198H148ZM151 199H152V198H150V200H151ZM158 199H159V198H158ZM181 199H182V198H181ZM181 199H180V200H181ZM189 199H190V197H189ZM189 199H188V200H189ZM199 199H197V201H198ZM65 200H67V199H65ZM65 200H64V201H65ZM75 200H76V199H75ZM77 200H78V198H77ZM80 200H81V199H80ZM84 200H85V198H84ZM86 200H87V199H86ZM95 200H96V197H95ZM97 200H101V199H97ZM102 200H104V199H102ZM106 200L109 201L110 199H109V200L106 199ZM131 200H132V199H131ZM133 200H135V199H133ZM154 200H155V199H154ZM176 200H178V198H176ZM185 200H186V199H185ZM185 200H184V202H185ZM188 200H187V201H188ZM194 200H195V199H194ZM194 200H193V201H194ZM216 200H217V199H216ZM216 200H215V201H216ZM220 200H221V199H220ZM225 200H226V199H225ZM69 201H71V200H68V203H66V201H65V203H66V204H69V203L72 202V201H71V202H69ZM114 201H115V200H114ZM135 201H137V200H135ZM142 201H143V199H142ZM173 201H174V199H173ZM203 201H204V200H203ZM203 201H202V202H203ZM208 201L206 202V205H207ZM73 202H74V201H73ZM85 202H87V201H85ZM89 202H90V201H89ZM92 202H93V201H92ZM95 202H96V201H95ZM110 202H112V200H111ZM126 202H127V201H126ZM161 202L164 203L163 200H162ZM166 202H167V199H166ZM166 202H165V203H166ZM169 202H170V200H169ZM176 202H177V201H176ZM176 202H175V204H176ZM189 202H190V201H189ZM209 202H210V201H209ZM77 203H78V202H77ZM79 203H80V202H79ZM83 203H84V202H83ZM87 203H88V202H87ZM90 203H91V202H90ZM103 203H104V202H103ZM105 203H107V202H105ZM123 203H124V202H123ZM137 203H138V201H137ZM157 203H158V202H157ZM215 203H216V202H215ZM66 204H64V205H66ZM71 204H72V206H73V203H71ZM91 204H93V203H91ZM98 204L100 205V203H98ZM110 204H111V203H110ZM117 204H118V203H117ZM127 204H128V203H127ZM131 204H133V203L131 202ZM143 204H144V203H143ZM150 204H151V203H150ZM152 204H153V203H152ZM159 204H160V203H159ZM166 204H168V203H166ZM173 204H174V203H173ZM188 204H189V203H188ZM190 204H191V203H190ZM192 204H193V203H192ZM197 204H198V203H196V205H197ZM60 205H61V204H60ZM64 205H63V206H64ZM78 205H79V204H78ZM80 205H81V204H80ZM80 205H79V206H80ZM95 205L97 206V203H95ZM101 205H102V204H101ZM101 205H100V206H101ZM108 205H109V204H108ZM111 205H112V204H111ZM120 205H121V204H120ZM147 205H148V204H147ZM163 205H164V204H163ZM196 205H194V206H196ZM206 205L204 204V206H206ZM211 205H212V204H211ZM214 205L220 206L221 204L219 205V203H218V204L216 203V204H214ZM61 206H62V205H61ZM61 206H60V208H58V209H61ZM63 206H62V208H63ZM68 206H69V205H67V208H68ZM72 206H71V207H72ZM79 206H77V205L75 206V207H76V208H75L76 211L79 210V209L77 210V207H79ZM88 206H89V203H88ZM88 206L85 205V207H87V209H88ZM114 206H115V205H114ZM126 206H127V205H126ZM135 206H139V204H138V205H135ZM151 206H152V205H151ZM164 206H165V205H164ZM174 206H175V205H174ZM176 206H177V205H176ZM189 206H191V205H189ZM194 206H193V207H194ZM197 206H198V205H197ZM197 206H196V207H197ZM204 206H202V207L205 208ZM101 207H102V206H101ZM110 207H111V206H110ZM121 207H122V206H121ZM130 207H133V206H130ZM170 207L172 208V206H170ZM170 207H168V208H170ZM215 207H216V206H215ZM222 207H223V206H222ZM64 208H65V207H64ZM64 208H63V210H64ZM79 208L81 209V207H79ZM92 208H93V207H92ZM103 208H104V207H103ZM103 208H102V209H103ZM111 208H112V207H111ZM115 208H116V207H115ZM122 208H123V207H122ZM133 208H134V210L136 209V211L139 210V209H137L138 207H137V208H136V207H133ZM151 208H152V207H151ZM163 208H164V207H163ZM168 208H167V209H168ZM175 208H176V207H175ZM206 208H208V207H206ZM233 208H234V207H233ZM75 209H74V210H75ZM82 209H83V208H82ZM87 209H86V210H87ZM147 209H148V207H147ZM172 209H173V208H172ZM172 209H171V210H172ZM199 209H202V208L199 206ZM217 209H220V210H221L222 208H217ZM230 209H231V208H230ZM61 210H62V209H61ZM68 210H69V209H68ZM70 210H71V209H70ZM70 210H69V211H70ZM84 210H85V208H84ZM91 210L94 211L93 209H91ZM104 210H106V209L104 208ZM110 210H112V209H110ZM110 210H109V211H110ZM118 210H119V209H118ZM124 210H125V209H124ZM168 210H170V209H168ZM176 210H177V209H176ZM207 210H208V209H207ZM211 210H212V209H211ZM223 210H224V209H223ZM65 211L67 212V210H65ZM81 211H82V210H81ZM92 211H90V212H92ZM97 211H98V210H97ZM100 211H102V210H100ZM119 211H120V210H119ZM141 211L143 212V210H141ZM152 211H153V210H152ZM158 211H159V210H158ZM165 211H166V209H165ZM192 211H193V210H192ZM203 211H204V209H203ZM232 211H233V210H232ZM58 212H61V211H58ZM83 212H85V211H82L81 213H83ZM88 212H89V211H88ZM88 212L86 211L85 214H81V215H82V216H83V215H86ZM102 212H103V211H102ZM123 212H124V211H123ZM134 212H135V211H134ZM147 212H148V211H147ZM166 212H167V211H166ZM172 212H173V210H172ZM193 212H194V211H193ZM197 212H198V211H197ZM200 212H201V210H200ZM200 212H199V213H200ZM230 212H231V211H230ZM63 213H64V212H62V214H63ZM76 213H77V212H75V214H76ZM111 213H112V212H111ZM124 213H125V212H124ZM129 213H131V212H129ZM145 213H146V212H145ZM145 213H144V214H145ZM150 213H151V212H150ZM150 213H149V214H150ZM154 213H155V212H154ZM156 213H158V212L156 211ZM167 213H169V212H167ZM167 213H166V214H167ZM170 213H171V211H170ZM204 213H205V212H204ZM210 213H211V212H210ZM233 213H234V212H233ZM48 214H49V213H48ZM64 214H65V213H64ZM68 214L71 215L72 213H71V214L68 213ZM68 214H67V216H68ZM79 214H80V213H79ZM79 214H78V215H79ZM94 214H95V212H94ZM106 214H107V213H106ZM132 214H133V213H132ZM134 214H138V213L135 212ZM144 214H143L142 216H144ZM162 214H163V212H162ZM171 214H173V213H171ZM176 214H177V212H176ZM178 214H179V213H178ZM191 214H192V213H191ZM46 215H47V214H46ZM58 215H59V213H58ZM78 215H77V216H78ZM81 215H79V216H81ZM88 215L90 216V213H89ZM92 215H93V214H92ZM128 215H129V214H128ZM145 215H147V214H145ZM158 215H159V213H158ZM192 215H193V214H192ZM205 215H207V211H206ZM208 215H209V212H208ZM208 215H207V217H208ZM236 215H237V213H236ZM47 216H48V215H47ZM49 216H50V215H49ZM74 216H75V215H74ZM89 216H88V219H90ZM95 216H96V214H95ZM136 216H140V214H139V215H136ZM164 216H165V215H164ZM166 216H167V215H166ZM194 216H195V214H194ZM200 216H202V215H200ZM229 216H230V215H229ZM45 217H46V216H43V218H45ZM86 217H87V215H86ZM90 217H91V216H90ZM128 217H129V216H128ZM148 217H149V216H148ZM151 217H152V216H151ZM178 217H179V216H178ZM178 217H177V218H178ZM195 217H196V216H195ZM233 217H234V216H233ZM43 218H42V219H43ZM47 218H48V217H47ZM64 218H65V217L62 216V219H64ZM70 218H72V217H70ZM77 218H78V217H77ZM138 218L140 219V217H138ZM144 218H145V216H144ZM146 218H147V217H146ZM155 218H156V216H155ZM171 218H172V217H171ZM174 218H175V217H174ZM177 218H176V219H177ZM179 218H180V217H179ZM202 218H203V216H202ZM208 218H209V217H208ZM208 218H206V219H208ZM229 218H230V217H229ZM49 219H50V217H49ZM49 219L47 220V219L45 218V220H47L49 223H51ZM62 219H60V221L58 220L59 223H58L57 221H56V222H57L58 224H61L60 222H61ZM73 219H76V217L73 218ZM78 219H79V218H78ZM80 219H81V218H80ZM84 219H85V218H84ZM91 219H92V218H91ZM94 219H96V218H94ZM97 219H98V218H97ZM97 219H96V220H97ZM99 219H100V218H99ZM141 219H142V217H141ZM163 219H164V218H163ZM163 219H161V220H163ZM206 219H205L204 221H206ZM227 219H228V218H227ZM238 219H239V218H238ZM43 220H44V219H43ZM64 220H65V219H64ZM85 220H86V219H85ZM101 220H102V219H101ZM142 220H143V219H142ZM151 220H152V218H151ZM159 220H160V218H159ZM159 220H158V221H159ZM164 220H165V219H164ZM171 220H172V219H171ZM225 220H226V219H225ZM233 220H234V218H233ZM233 220H232V221H233ZM235 220H237V219H235ZM47 221L45 222V224L47 223ZM78 221H79V220H78ZM78 221H77V223H79ZM88 221H90V220H88ZM88 221H87V222H88ZM103 221L106 222L105 219H103ZM145 221H146V219H145ZM148 221H149V220H148ZM154 221H156V220L154 219ZM154 221H153V222H154ZM172 221H173V220H172ZM180 221H182V219H181ZM232 221H231V222H232ZM237 221H238V220H237ZM43 222H44V221H43ZM43 222H42V223H43ZM62 222H63V221H62ZM73 222H74V221H73ZM84 222H86V221H84ZM109 222H110V221H109ZM109 222H108V223H109ZM202 222H203V221H202ZM208 222H209V221H208ZM226 222H227V221H226ZM52 223H53V222H52ZM57 223H56V224H57ZM64 223H65V221H64ZM94 223H95V221H94ZM97 223H98V222H97ZM143 223H144V222H143ZM143 223H142V224H143ZM151 223H152V222H151ZM154 223H155V222H154ZM158 223H159V222H158ZM162 223H163V222H162ZM170 223H171V222H170ZM170 223H169V224H170ZM181 223H182V222H181ZM183 223H184V222H183ZM232 223H233V222H232ZM234 223H235V222H234ZM58 224H57V225H58ZM70 224H71V223H70ZM74 224L77 225L76 223H74ZM85 224H88V223H85ZM102 224L104 225V224H106V223H103V222H102ZM171 224H172V223H171ZM178 224H179V223H178ZM200 224H201V222H200ZM226 224H227V223H226ZM43 225H44V224H43ZM43 225H42V226H43ZM51 225H54V224H51ZM51 225H49V226H51ZM61 225H62V224H61ZM61 225H60V226H61ZM64 225H66V224H64ZM79 225H80V224H79ZM82 225L84 226V223H82ZM82 225H81V226H82ZM88 225H90V224H88ZM94 225H95V224H94ZM100 225H101V224H100ZM108 225H109V224H108ZM110 225H111V224H110ZM129 225H130V224H129ZM145 225H146V224H145ZM148 225H149V224L147 223L146 226H148ZM151 225H152V224H151ZM151 225H150V226H151ZM155 225H156V224H155ZM180 225H181V224H180ZM180 225H179V228H180ZM208 225H209V224H208ZM228 225H230V224L228 223ZM232 225H234V224H232ZM235 225H236V224H235ZM30 226L34 227V224H33V225L29 224V227H30ZM54 226H55V225H54ZM58 226H59V225H58ZM62 226H63V225H62ZM71 226H72V225H71ZM85 226H86V225H85ZM91 226H92V225H91ZM136 226H137V225H136ZM152 226H153V225H152ZM159 226L161 227V225H159ZM163 226H164V225H163ZM177 226H178V225H177ZM177 226H176V227H177ZM182 226L184 227V225H182ZM189 226H190V225H189ZM225 226H226V225H225ZM64 227H65V226H64ZM72 227H73V226H72ZM87 227H88V226H87ZM92 227H93V226H92ZM140 227H141V226H140ZM153 227H154V226H153ZM169 227H170V226H169ZM176 227H175V228H176ZM183 227H181V229H182ZM190 227H191V229H192L193 225L190 226ZM208 227H209V226H208ZM235 227H236V226H235ZM235 227H234V228H235ZM53 228H54V227H53ZM56 228H57V229H55V231H56V230H60V229H58V227H56ZM60 228H61V227H60ZM76 228L79 229L78 227H76ZM90 228H91V227H90ZM104 228H105V227H104ZM108 228H109V227H108ZM128 228H129V227H128ZM134 228H135V227H134ZM150 228L152 229V227H150ZM150 228H147V229H150ZM154 228H155V227H154ZM166 228H168V225H167V227H165L164 229H166ZM170 228H171V227H170ZM170 228H169V230H170ZM229 228H230V226H229ZM236 228H237V227H236ZM63 229H64V228H63ZM63 229H62V230H63ZM65 229H66V227H65ZM65 229H64V230H65ZM69 229H70V227H69ZM72 229H73V228H72ZM85 229H87V228H85ZM88 229H89V227H88ZM135 229H136V228H135ZM176 229H177V228H176ZM183 229H184V228H183ZM183 229H182V231H183ZM186 229H187V228H186ZM186 229H185V230H186ZM199 229H200V228H199ZM214 229H215V227H214ZM227 229H228V228H227ZM239 229H240V228H239ZM239 229H237V230H239ZM29 230H30V229H29ZM44 230H45V226H44ZM74 230H75V228H74ZM90 230H91V229H90ZM90 230H89V232H91ZM95 230H96V229H95ZM129 230H130V228H129ZM153 230H154V229H153ZM157 230H158V229H157ZM161 230H162V229H161ZM166 230H167V229H166ZM166 230H164V231H166ZM178 230H179V229H178ZM210 230H211V229H210ZM210 230H209V231H210ZM216 230H218V229H216ZM234 230H235V229H234ZM2 231H4V230H2ZM46 231L49 232V230H46ZM53 231H54V230H52L51 232H53ZM76 231H78V230H76ZM86 231H88V230H86ZM110 231H112V230H110ZM148 231H149V230H148ZM155 231H156V230H155ZM162 231H163V230H162ZM173 231H174V230H173ZM180 231H181V230H180ZM197 231H198V230H197ZM212 231H214V230H212ZM218 231H220V230H218ZM221 231H222V230H221ZM229 231H231V230H229ZM42 232H43V230H42ZM94 232H95V231H94ZM94 232H91V233H93V237H94V235H96V233H97V232H96V233L94 234ZM107 232H108V231H107ZM200 232H201L200 234H202V231H200ZM207 232H208V231H207ZM238 232H239V231H238ZM37 233H38V232H37ZM59 233H60V231H59ZM83 233H87V232H84V231H83ZM83 233H81V234L84 235ZM139 233H140V232H139ZM158 233H160L159 230H158ZM166 233H168V232L166 231ZM171 233H172V231H171ZM173 233H174V232H173ZM177 233H178V232H177ZM177 233H174V234H177ZM179 233H180V232H179ZM194 233H195V232H194ZM221 233H222V232H221ZM241 233H242V232H241ZM41 234H42V233H41ZM54 234H55V233H54ZM73 234H74V233H73ZM98 234H99V233H98ZM119 234H121V233H119ZM181 234H182V233H181ZM195 234H196V233H195ZM212 234H213V233H212ZM214 234H215V232H214ZM217 234H219V232H217ZM226 234H227V233H226ZM228 234H230V232H229ZM239 234H240V233H239ZM36 235H37V238H40V237H38V234H36ZM49 235H51V234H49ZM76 235H77V233H76ZM90 235H91V234H89V238H90ZM124 235H126V234L124 233L123 236H124ZM162 235H163V234H161L160 236H162ZM164 235H165V234H164ZM223 235H224V234H223ZM240 235H241V234H240ZM61 236H62V235H61ZM87 236H88V233H87ZM111 236H112V234H111ZM123 236L121 235V237H123ZM166 236H167V235H166ZM173 236H174V235H173ZM173 236H172V238L175 237V236H174V237H173ZM190 236H191V235H190ZM190 236H189V237H190ZM192 236H193V234H192ZM205 236H206V234H205ZM209 236H210V235H209ZM216 236H217V235H216ZM216 236H215V238H216ZM230 236H231V234H230ZM230 236H229V237H230ZM235 236H236V235H235ZM241 236H242V235H241ZM41 237H44V235L42 234ZM46 237H47V236H46ZM46 237H44V238H46ZM99 237H100V236H99ZM103 237H104V235H103ZM112 237H113V236H112ZM115 237H116V235H115ZM124 237H125V236H124ZM194 237H195V236H194ZM197 237H198V236H197ZM211 237H212V236H211ZM211 237H210V239H211ZM219 237H220V235H219ZM226 237H227V236H226ZM229 237H228V238H229ZM238 237H240V236H238ZM50 238H51V237H50ZM50 238H49V239H50ZM53 238H54V237H53ZM57 238H58V236H57ZM64 238H66V237H64ZM85 238H86V237H85ZM91 238H92V236H91ZM109 238H110V237H109ZM126 238H127V237H126ZM148 238L150 239V237H148ZM159 238L161 239L162 237H159ZM201 238H202V236H201ZM222 238H223V237H222ZM232 238H233V236H232ZM232 238H231V239H232ZM236 238H237V237H236ZM34 239H35V238H34ZM86 239H87V238H86ZM162 239H163V238H162ZM179 239H180V238H179ZM190 239L192 240V238H190ZM206 239H208V238H206ZM220 239H221V238H220ZM220 239H219V240H220ZM38 240H39V239H38ZM42 240H43V239H42ZM54 240H55V239H54ZM97 240H98V239H97ZM111 240H112V239H111ZM124 240H125V239H124ZM124 240H123V241H124ZM157 240H158V242H159V239L156 238V241H157ZM170 240H171V238H170ZM170 240H169V241H170ZM175 240H177V238H175ZM194 240H195V238H194ZM196 240H198V239L196 238ZM196 240H195V242L197 243ZM225 240H226V239H225ZM229 240H230V239H229ZM229 240H228V241H229ZM244 240H246V239H244ZM251 240H252V239H251ZM40 241H41V240H40ZM47 241H48V242L51 241V242H50L51 244L49 243L50 245L53 244V243H52V240H48V238H47L46 242H47ZM93 241H95V240H93ZM119 241H120V240H119ZM147 241H148V240H147ZM200 241H201V240H200ZM207 241H208V240H207ZM209 241H210V240H209ZM209 241H208V242H209ZM213 241H214V240H213ZM215 241H216V240H215ZM215 241H214V242H215ZM233 241H234V238H233ZM233 241H232V242H233ZM246 241H247V240H246ZM257 241H258V240H257ZM34 242H35V241H34ZM64 242H65V241H64ZM78 242H80V240H79ZM82 242H83V241H82ZM82 242H81V243H82ZM87 242H88V241H87ZM87 242H86V243H87ZM112 242H113V241H112ZM126 242H127V241H126ZM153 242H154V241H153ZM166 242H167V240H166ZM170 242H172V241H170ZM176 242H177V241H176ZM191 242H193V240H192ZM205 242H206V241H205ZM205 242H204V244H205ZM249 242H250V241H249ZM18 243H19V242H18ZM18 243L16 244L17 246L15 245V243H13V244H14V246L18 247ZM32 243H33V242H32ZM37 243H38V242H37ZM42 243H45V242H42ZM58 243H60V241H58ZM61 243H62V242H61ZM72 243L74 244L75 242H72ZM94 243H96V242H94ZM107 243H108V241H107ZM114 243H115V242H114ZM120 243H121V241H120ZM122 243H123V242H122ZM198 243H199V242H198ZM217 243H218V242H217ZM217 243H215L214 245H216ZM222 243H223V242H222ZM224 243H225V242H224ZM234 243H235V242H234ZM234 243H233V245H235ZM243 243H245V242H243ZM251 243L253 244L252 241H251ZM251 243H250V244H251ZM254 243H255V242H254ZM20 244H21V243H20ZM33 244H35V243H33ZM46 244H47V243H46ZM56 244H57V243H56ZM108 244H109V243H108ZM110 244H111V243H110ZM116 244H118L117 241H116ZM167 244L171 245L170 243H167ZM167 244H166V245H167ZM173 244H174V243H173ZM193 244H194V243H193ZM193 244H192V245H193ZM201 244H202V243H201ZM252 244H251V245H252ZM255 244H256V243H255ZM0 245H2V243H0ZM6 245H9V244H6ZM10 245H11V242H10ZM29 245H30V244H29ZM43 245H44V244H43ZM54 245H55V244H54ZM59 245H60V244H59ZM62 245H63V244H62ZM66 245H69V244L66 243ZM78 245H79V244H78ZM87 245H88V244H87ZM96 245H97V244H96ZM96 245H95V246H96ZM105 245H106V244H105ZM113 245H115V244H113ZM148 245H149V244H148ZM153 245H154V244H153ZM155 245H156V244H155ZM160 245H162V244H160ZM163 245H164V244H163ZM188 245H189V244H188ZM194 245H195V244H194ZM214 245H213V249H214ZM218 245H219V244H218ZM218 245H216V246H218ZM225 245H226V244H225ZM227 245H228V244H227ZM236 245H237V244H236ZM11 246H12V245H11ZM23 246H24V245H23ZM25 246H26V244H25ZM30 246H32V244H31ZM30 246H27V247H30ZM38 246H39V245H38ZM48 246H49V245H48ZM52 246H53V245H52ZM56 246H58V245H56ZM63 246H64V245H63ZM73 246H74V245H73ZM81 246H82V245H81ZM85 246H86V245H84V247H85ZM89 246L92 247L93 245H90V244H89ZM158 246H159V244H158ZM221 246H222V245L220 244V247H221ZM230 246H231V245H230ZM246 246H247V245H246ZM254 246H255V245H253V247H254ZM21 247H22V246H21ZM27 247H26V248H27ZM45 247H46V246H45ZM59 247H60V246H59ZM70 247H71V246H70ZM84 247H83V249H84ZM106 247H107V246H106ZM111 247H112V246H111ZM117 247H118V246H117ZM139 247H140V246H139ZM162 247H163V246H162ZM167 247H168V246H167ZM231 247H232V246H231ZM231 247H230V248H231ZM236 247H238V246H236ZM255 247H256V246H255ZM255 247H254V248H255ZM2 248H3V247H2ZM14 248H15V247H14ZM18 248H19V247H18ZM23 248H25V247H23ZM26 248H25V249H26ZM40 248H41V247H40ZM52 248H53V247H52ZM67 248H68V247H67ZM75 248H76V246H75ZM102 248H103V246H102ZM135 248H136V246H135ZM151 248H153V247H149L148 249H151ZM156 248H157V247H156ZM159 248H160V247H159ZM223 248H225V247L223 246ZM223 248H218V247H217L215 250H219V249H220V250H221V249L223 250ZM228 248H229V246H228ZM230 248H229V250H230ZM6 249H7V248H6ZM16 249H17V248H16ZM20 249H21V248H20ZM20 249H19V250H20ZM38 249H39V248H38ZM47 249H49V248H46V250H47ZM50 249H51V248H50ZM54 249H55V246H54ZM58 249H59V248H57V250H58ZM63 249H64V247H63ZM83 249H82V251H83ZM87 249H88V248H87ZM95 249H96L97 251H99V250H98V247L95 248ZM95 249H94V250H95ZM109 249H110V247H109ZM143 249H144V248H143ZM143 249H142V250H143ZM166 249H167V248H166ZM247 249H248V248H247ZM27 250H28V249H27ZM43 250H44V248H43ZM43 250H41V251H43ZM59 250H60V249H59ZM59 250H58V251H59ZM61 250H62V249H61ZM65 250H66V249H65ZM65 250H64V251H61V252L64 253ZM71 250H73V248H72ZM78 250L80 251L81 249L78 247ZM78 250L75 251V252L77 253ZM90 250H91V249H90ZM90 250H89V251H90ZM100 250H103V249H100ZM104 250H105V249H104ZM139 250H140V248H139ZM162 250H163V249H162ZM222 250H221V251H222ZM226 250H227V247H226ZM226 250L224 249L223 251H226ZM6 251H7V250H6ZM12 251H14V249H12ZM17 251H18V249H17ZM30 251H31V250H30ZM35 251H36V250H35ZM35 251H34V252H35ZM47 251L50 252V250H47ZM54 251H56V250H54ZM82 251H80V252H82ZM84 251H85V253H88V250H87V252H86V249H85ZM97 251H96V252H97ZM133 251H135V249H134ZM136 251H137V250H136ZM160 251H161V250H160ZM160 251H159V253H160ZM201 251H202V250H201ZM223 251H222V252H223ZM231 251H232V250H231ZM233 251H234V250H233ZM253 251H254V250H253ZM2 252H3V251L1 250L0 253H2ZM19 252H21V250H20ZM19 252H16L17 255L19 254ZM23 252H24V251H23ZM67 252H68V251H67ZM99 252H100V251H99ZM101 252H102V254H103V251H101ZM101 252H100V254H101ZM107 252H108V251H107ZM112 252H113V250H112ZM137 252H138V251H137ZM144 252H147V251L144 250ZM157 252H158V251H157ZM162 252H163V251H162ZM162 252H161V253H162ZM166 252H167V250H166ZM206 252H207V250H206ZM212 252H213V251H212ZM212 252H211V253H212ZM219 252H220V251H219ZM240 252H241V251H240ZM255 252H256V249H255ZM258 252H259V251H258ZM13 253H14V255H15V252H13ZM13 253H11V255H12ZM36 253H37V251H36ZM54 253L56 254V252H54ZM78 253H79V252H78ZM83 253H84V252H83ZM97 253H98V252H97ZM128 253H129V252H128ZM128 253H127V255H128ZM142 253H143V252H142ZM154 253H155V252H152V254H154ZM214 253H215V252H214ZM217 253H218V252H216L215 254L217 255ZM228 253H229V252H228ZM233 253H234V252H233ZM4 254H5V253H4ZM4 254H1V255H4ZM7 254H8V253H7ZM21 254H22V253H21ZM32 254H34V253L32 252V253H31V256H32ZM41 254H43V253H40V256H41ZM45 254H46V253H45ZM80 254H81V253H80ZM89 254H91V252H89ZM95 254H96V253H95ZM107 254H108V256H109V253H107ZM110 254H111V253H110ZM119 254H120V253H119ZM119 254H118V255H119ZM129 254H132V253H129ZM134 254H135V253H133L132 255H134ZM140 254H141V252H140ZM143 254H144V253H143ZM156 254H157V253H156ZM164 254H165V253H164ZM201 254H203V253L201 252ZM219 254H220V253H219ZM219 254H218V255H219ZM256 254H257V253H256ZM9 255H10V254H9ZM11 255H10V256H11ZM14 255H13V258H15ZM36 255H37V254H36ZM36 255H34L35 258H36ZM43 255H44V254H43ZM50 255H51V254H50ZM56 255L58 256V254H56ZM56 255H55V256H56ZM61 255H62V254H61ZM66 255H67V254H66ZM66 255H65V256H66ZM70 255H72V254L70 253ZM75 255H76V254H75ZM77 255H78V254H77ZM81 255L84 256V257L82 258V260H83V259L85 260V256H86V254H84V255L81 254ZM81 255H78V256L81 257ZM87 255H88V254H87ZM97 255H98V257H99V253H98ZM97 255H94V254H93V256H97ZM113 255H114V254H113ZM127 255L125 254V257H127ZM149 255H150V254H149ZM166 255H168V254L166 253ZM205 255H206V254H205ZM218 255H217V256H218ZM220 255L223 256L222 254H220ZM253 255H254V253H253ZM10 256H9V258H11ZM72 256H74V254H73ZM89 256L92 257V255H89ZM89 256H87V257L90 258ZM101 256L103 257L104 255H101ZM108 256L104 257V259H105V258H108ZM119 256H120V255H119ZM143 256L146 258L145 255H143ZM162 256H163V255H162ZM201 256H202V255H201ZM210 256H212V255H210ZM214 256H215V255H214ZM242 256H243V255H242ZM6 257H7V256H6ZM16 257H18V256H16ZM20 257H21V255H20ZM23 257H24V255H23ZM42 257L45 258V256H42ZM60 257H61V256H60ZM76 257H77V256H76ZM80 257H79V258H80ZM98 257H97V258H98ZM114 257H115V256H114ZM116 257H117V256H116ZM116 257H115V258H116ZM128 257H130V255H129ZM131 257H132V256H131ZM155 257H156V256H155ZM157 257H160V255L157 256ZM218 257H219V256H218ZM229 257H230V256H229ZM251 257H252V256H251ZM0 258H1V257H0ZM4 258H5V256H4ZM25 258H26V257H25ZM28 258H29V256H28ZM57 258H58V257H57ZM61 258H62V257H61ZM63 258H64V257H63ZM67 258H68V257H67ZM70 258H72V257H70ZM95 258H96V257H95ZM109 258H111V257L109 256ZM115 258H113V259H115ZM117 258H118V257H117ZM117 258H116V260H117ZM119 258H120V257H119ZM165 258H166V257H165ZM219 258H220V257H219ZM232 258H233V257H232ZM29 259H30V258H29ZM32 259H33V258H32ZM32 259H31V260H32ZM42 259H43V258H42ZM47 259H50V258L48 257ZM76 259H78V258H76ZM90 259H91V258H90ZM90 259H88V260L90 261ZM92 259H94V258H92ZM123 259H124V258H123ZM125 259H126V258H125ZM129 259L132 260L131 258H129ZM148 259H150L149 256H148ZM157 259H158V258H157ZM160 259L162 260L163 258H160ZM167 259H168V258H167ZM202 259H203V257H202ZM205 259H206V258H205ZM208 259H209V257H208ZM211 259H213V258H211ZM216 259H217V258H216ZM228 259H230V258H228ZM8 260H9V261H12V259H11V260L8 259ZM19 260H20V258H19ZM27 260H28V259H27ZM31 260H30V261H31ZM34 260H35V259H34ZM74 260H75V259H74ZM79 260H80V259H79ZM79 260H78V261H79ZM94 260H96V259H94ZM97 260H99V259H97ZM102 260H103V259H102ZM106 260H110V259H106ZM161 260H159V262H161V263H163V262L165 261V260H164V261L162 260V261H163V262H162ZM214 260H215V259H214ZM219 260H220V259H219ZM219 260H218V262H219ZM222 260H223V259H222ZM233 260H234V259H233ZM245 260H246V259H245ZM257 260H258V259H257ZM6 261H7V260H6ZM6 261H5V259H4V261H2V262L4 263V262H6ZM14 261H15V260H14ZM28 261H29V260H28ZM71 261H72V259H71ZM75 261H76V260H75ZM75 261H74V262H75ZM124 261H125V260H123V262H124ZM142 261H143V260H142ZM149 261H150V260H149ZM168 261H169V259H168ZM203 261H204V260H203ZM209 261H210V260H209ZM209 261H208V262H209ZM215 261H216V260H215ZM226 261H227V260H226ZM249 261H250V260H249ZM253 261H254V259H253ZM12 262H13V261H12ZM18 262H19V261H18ZM31 262L33 263V261H31ZM31 262H28V263H31ZM55 262H56V261H55ZM59 262H60V261H59ZM61 262H62V260H61ZM63 262L66 263V261H63ZM63 262H62V263H63ZM92 262H93V261H91V263H92ZM94 262H95V261H94ZM94 262H93V263H94ZM99 262H100V261H99ZM99 262L97 261V263H99ZM108 262H109V261H108ZM111 262H112V261H110L109 264H110ZM130 262H132V261H130ZM130 262H129V263H130ZM133 262H134V261H133ZM147 262H148V261H147ZM166 262H167V261H166ZM166 262H165V263H166ZM211 262H212V261H211ZM227 262H231V261H227ZM246 262H247V261H246ZM259 262H260V261H259ZM259 262H258V263H259ZM7 263H9V262L7 261ZM13 263H14V262H13ZM28 263H27V264H28ZM45 263H46V261H45ZM45 263H44V264H45ZM67 263H68V262H67ZM83 263H84V262H83ZM83 263H82V264H83ZM85 263H86V261H85ZM88 263H89V262H87V264H88ZM91 263H90V264H91ZM102 263H104V261L101 262L100 264H102ZM105 263H106V262H105ZM118 263H119V261H118ZM118 263H117V264H118ZM125 263H126V262H125ZM153 263H154V262H153ZM153 263H152V264H153ZM222 263H223V262H222ZM234 263H235V261H234ZM0 264H2V263L0 262ZM4 264H5V263H4ZM34 264H35V261H34ZM39 264H40V263H39ZM42 264H43V263H42ZM54 264H55V263H54ZM63 264H64V263H63ZM72 264H73V263H72ZM74 264H76V263H74ZM77 264H78V263H77ZM94 264H95V263H94ZM106 264H107V263H106ZM113 264H114V263H113ZM137 264H141V263L138 262ZM144 264H145V263H144ZM150 264H151V263H150ZM167 264H168V263H167ZM200 264H201V263H200ZM202 264H203V262H202ZM208 264H212V263H208ZM213 264H214V263H213ZM215 264H216V263H215ZM220 264H221V263H220ZM224 264H225V263H224ZM230 264H231V263H230ZM239 264H240V260H239ZM259 264H260V263H259Z\"/></svg>", "mask_w": 264, "mask_h": 264}]
</instances>
